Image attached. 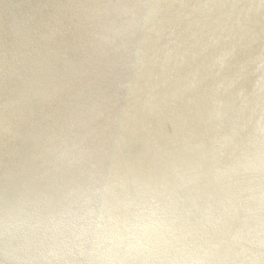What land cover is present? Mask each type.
Segmentation results:
<instances>
[{"label": "bare ground", "instance_id": "obj_1", "mask_svg": "<svg viewBox=\"0 0 264 264\" xmlns=\"http://www.w3.org/2000/svg\"><path fill=\"white\" fill-rule=\"evenodd\" d=\"M3 1L5 4H3V6H0V9H2L3 14L0 11V41H3L5 36H2V26L4 28H6V30H8V27L10 26H5V22L8 19L6 16V11L11 9V6L13 5L14 8V12H11L13 16H15L16 18H19L17 21H20L21 19H25L29 24L31 23V21L29 20L28 17L32 18L34 17V23L33 25L31 24L30 26H28V28L26 29L25 33H23V35H27V37L23 40H19L16 39L15 43L10 42V44L12 43L11 47H8L9 50L12 51L11 53V57H9V59H7V64L4 65V67H2L0 65V88L3 87V85L5 84H9V83H13V95L15 98H12V95L9 96V94L7 96H2L1 100H2V108H0V136L6 135V137H8L7 133L10 135V138L8 137L7 140V144L6 147L4 148L2 153H5L7 155V159L4 163L5 164H9V165H13L15 163H13L14 158L9 159L10 155L13 153V155L18 154V150L21 148L22 144L28 143L33 139H37L38 144L36 145L37 148L36 149H32V152L30 153V162L25 166V168L22 170L25 172V176H22L21 179H17L18 177H20L18 175V177H13L14 180H17L18 184H14V182L11 183V185L9 186V188H7L6 186H4L5 188H1L0 191V220H1V225H0V233L1 232H7L13 229V227L15 228V224L16 226H18L20 224V228L17 229V231L19 233L18 238H20L21 240L18 242V248H16L13 251H8L11 255H15V257L20 258L22 257V259H26V260H31V256L28 253L27 256H25L22 253L18 252V249L21 250V248H25L28 251V247L26 244H33L35 243L37 239H27L26 237H23L22 234H24V232H28V231H34L35 230V234H39L38 232L40 229V220L44 218H46L49 213L50 210H55L58 212V217L61 216L66 219H68V222L70 220H74L75 222V226L77 227V223L81 221V225L77 228H82V230L85 231V233L82 235L81 232V236L78 238V240L81 239V241L89 234V231H91L93 229V233L94 231L98 232V231H102L103 230V226H105V224H109L108 220L110 218H112L111 213V207L109 208V205L113 202V189L112 186H109L107 184L110 175L113 176L111 173V171L114 169L113 168V163H114V167L117 170V164L119 165V158H122V156H124L122 154L123 149L121 148V145L124 144L126 137L125 135L122 133L123 130H121L122 128H124V123H125V119L129 118V105L128 102L130 103L131 101L135 102L136 100H140L141 98H143V96H145L144 98L147 101H150L152 99H154L153 101L156 102V99L158 97V94L161 90H155V92H150L149 89H157V87H153L151 86L152 83L157 82V78H160L162 76L157 75L156 77V73L153 74V72H156L155 67H158V71H162L164 69V71L168 68V65H165V61H167L169 58H167V53L171 52V51H167L166 52H161L159 53L158 50H156L155 48V43L156 41L155 38L157 37V35L159 33H161L163 30L165 31V35L163 37H160L159 40H163L165 37H167V41L164 39L163 40V44L169 45L172 44L170 42H172L173 37H171L173 34H175L176 28L179 26V29H181L180 32H182V35L180 36L181 38L185 39V41L189 42V43H193L195 45V43L198 41V38H200L201 32L207 29H215L216 32L219 30H223V28L225 30H223V32L226 33V36L228 38V40L230 41H235V42H240L242 44V40L247 39L249 40L248 37H246V33L245 35L243 34L242 37H239L241 35V29H240V25L241 24H237V23H241V22H245V24L247 22L250 21V15H256L258 17L262 16V14H264V0H243L241 3V8L239 9H235L237 14L232 13V8L234 7V4L236 1L234 0H56V2L51 3L54 4V9L51 10H43V9H47L49 4H45V1H42L39 3V0H23V2H26L24 4H21V0H1ZM28 1L31 2L30 4L32 5L33 2L36 5L35 9L33 7V11L32 10H28ZM55 1V0H53ZM52 1V2H53ZM240 3V0L237 1V3ZM10 3H13L12 5ZM21 4V5H20ZM20 6L18 9H16V7ZM239 7V6H238ZM23 8H25L23 10ZM68 9V10H66ZM18 11V12H17ZM184 11V12H183ZM16 13L17 14L16 16ZM69 12V13H67ZM2 14V15H1ZM3 15L5 17H3ZM152 18V19H151ZM40 19V20H39ZM260 20V19H259ZM30 21V22H29ZM8 22V21H7ZM12 22V21H11ZM16 22V21H15ZM14 22V23H15ZM12 23V24H14ZM264 25V24H263ZM262 25V26H263ZM232 27L233 33L231 30L227 31L228 27ZM244 26V25H243ZM249 27V26H248ZM257 28V27H256ZM178 29V28H177ZM244 29V27H243ZM249 29V28H247ZM9 31V30H8ZM229 31H231L229 33ZM179 32V31H178ZM222 32V31H221ZM237 32V33H236ZM7 33V32H6ZM163 33V32H162ZM168 33V34H167ZM170 33V34H169ZM213 33V32H212ZM252 33V32H251ZM209 34V33H208ZM224 34V33H223ZM237 34V35H236ZM5 35V34H4ZM161 35V34H160ZM170 35V37L168 38V36ZM176 35V34H175ZM220 35V34H219ZM254 35V34H253ZM235 36V38H234ZM237 36V37H236ZM251 35H249L250 37ZM256 36V34H255ZM264 36V34H263ZM24 37V36H23ZM179 37V39H180ZM207 37V36H206ZM163 38V39H162ZM238 38V41H237ZM221 39V38H220ZM225 39V38H224ZM223 39V40H224ZM5 41V40H4ZM178 41V40H177ZM225 41V40H224ZM229 41V42H230ZM7 42V41H6ZM5 42V43H6ZM166 42V43H165ZM174 42V40H173ZM182 42V41H181ZM221 42V41H220ZM250 42V41H249ZM248 42V43H249ZM177 43H180L177 42ZM198 43V42H197ZM237 43V45H238ZM1 44V43H0ZM112 44V46H115L114 48H119L120 51H118L117 53H113L112 52V48L109 47V45ZM157 44H159L157 42ZM156 44V45H157ZM162 44V42H161ZM183 44V43H182ZM210 44V42H206L205 45L206 47H208V45ZM240 44V45H241ZM8 45V43L6 44ZM5 45V48H6ZM160 45V44H159ZM202 44H199L198 47H201ZM188 46V45H187ZM204 46V45H203ZM228 46V45H227ZM161 47V46H159ZM164 46H162L163 48ZM175 46H173L174 48ZM220 47V45H219ZM225 47V46H223ZM4 45L2 48L3 49ZM170 48V45H169ZM226 48V47H225ZM229 48V47H228ZM234 48V47H233ZM196 49V48H194ZM224 49V48H223ZM168 50V49H167ZM172 50V49H169ZM178 51V47L176 49ZM187 50V49H186ZM191 52L187 53L188 57H190L192 54L194 55L192 57L191 60L198 58L201 55L202 49L199 51L197 49L196 52L193 51V49H189ZM221 50V49H220ZM252 50V49H251ZM261 50V49H260ZM163 51V49H162ZM166 51V50H165ZM175 51V49H174ZM176 51V52H177ZM250 51V50H249ZM258 51V50H257ZM263 51V50H262ZM253 52V50L251 51ZM255 52V51H254ZM259 52V51H258ZM9 53V52H8ZM159 53V54H158ZM165 53V54H164ZM180 53V52H178ZM223 51H219V54H222ZM1 54V52H0ZM2 54H5V52L3 51ZM114 54V55H111ZM164 54V55H163ZM171 54V53H170ZM245 54V53H244ZM247 54V53H246ZM152 55V56H151ZM154 55V56H153ZM175 55V54H174ZM180 55V54H179ZM215 55V54H214ZM249 55H252L251 53ZM256 55V54H255ZM9 56V55H8ZM243 56V55H242ZM170 57V56H169ZM172 57V55H171ZM176 57V56H175ZM219 56L217 55V58ZM252 57V56H251ZM254 57V55H253ZM252 57V58H253ZM5 58V57H4ZM3 58V59H4ZM221 57V61H222ZM263 59V58H262ZM170 60H172L170 58ZM179 56H177L174 59V64L176 66H181V63L179 62ZM255 60V58L253 59ZM141 61V65L143 69H149V73H144V74H140L141 70L139 71V73L136 72V70L132 67V63H137V65L140 63ZM169 61V60H168ZM246 61V60H245ZM3 62V61H1ZM157 63L158 66L155 64ZM241 63V62H240ZM239 63V65H240ZM258 63V61H257ZM118 64H123L124 65V69H123V73H121V71L115 70V72L111 73V75H113L116 79L123 78V76L126 73V76H128V84L126 85V97H120L123 95H117L115 94L114 96L111 97V101L106 104H104L102 106V103L97 101L99 100L98 98L101 97V95H103V93H99V94H92V95H87L84 94L86 91H90L92 93V89H102V84H103V80L101 78V76H103V78L107 77L108 71L105 70L106 67H110V72H112L113 67H115V69H118L116 67V65ZM179 64V65H178ZM215 64V63H214ZM221 64V63H220ZM243 64V63H242ZM104 65V66H103ZM155 65V66H154ZM170 65V64H169ZM218 65V64H217ZM247 65V64H246ZM253 65V63H252ZM145 66V67H144ZM160 67V68H159ZM219 67V66H218ZM217 67V68H218ZM246 67V66H245ZM260 67V66H259ZM180 68V67H179ZM196 68V67H195ZM215 68V67H213ZM259 71L260 68L258 69ZM264 70V69H263ZM264 71H262L263 73ZM152 73V74H151ZM161 72H159L160 74ZM168 73V72H167ZM166 73V75H167ZM164 74V72H163ZM165 75V74H164ZM194 75V74H193ZM255 75V74H254ZM256 76V75H255ZM260 76V74H259ZM109 77V76H108ZM164 77V76H163ZM110 78V77H109ZM133 78L136 80V83L133 80ZM236 78V76H235ZM240 78V77H239ZM255 78V77H254ZM253 78V79H254ZM259 79V77H257ZM198 79V78H197ZM196 79V80H197ZM225 79V78H224ZM238 79V78H237ZM126 80V79H125ZM126 80V81H127ZM142 80L144 81L143 85H139V83L142 82ZM234 80V79H233ZM256 80V79H255ZM12 81V82H10ZM115 81V79H114ZM125 81V82H126ZM152 81V82H151ZM237 81V80H236ZM260 83V80H258ZM110 82V81H109ZM124 82V80L122 81V83ZM132 82L135 83L132 84ZM222 82V81H221ZM227 82V81H224ZM223 82V83H224ZM231 82V81H230ZM238 82V81H237ZM262 82V81H261ZM3 83V85H2ZM121 83V84H122ZM158 83V82H157ZM177 83V81L175 82ZM194 83V82H193ZM242 83V82H241ZM249 83V82H248ZM255 83V82H254ZM111 84V82H110ZM159 84V83H158ZM179 84V82H178ZM187 84V83H186ZM107 85V84H106ZM118 85V84H117ZM120 85V84H119ZM177 85V84H176ZM190 85V84H189ZM194 85V84H193ZM223 85V84H222ZM243 85V83H242ZM252 85V84H251ZM254 85V84H253ZM257 85V82L256 84ZM10 86V85H9ZM110 86V85H108ZM161 86V85H159ZM166 86V84H165ZM175 86V85H174ZM218 86V84L216 85ZM216 86L213 88L215 89ZM240 86V85H239ZM185 87V85H184ZM227 87V86H226ZM249 87V86H248ZM116 87H114L115 89ZM118 88V87H117ZM124 88V87H123ZM159 88V87H158ZM220 88V87H219ZM236 88V87H235ZM262 88V87H261ZM6 89V88H5ZM160 89V88H159ZM162 89V88H161ZM165 90V88H163ZM184 89V88H183ZM189 89V88H188ZM227 89V88H226ZM224 89V90H226ZM241 90V87L239 88ZM243 89V88H242ZM252 89V88H251ZM255 89V88H254ZM103 90V89H102ZM109 90V89H108ZM194 90V89H193ZM192 90V91H193ZM216 90V89H215ZM223 90V88H222ZM221 90V91H222ZM244 90V89H243ZM246 90V89H245ZM248 90V89H247ZM257 90V88H256ZM5 91V90H4ZM11 91V92H12ZM106 91V90H105ZM111 91V90H109ZM167 91V90H166ZM250 91V90H249ZM258 91V90H257ZM260 91V90H259ZM264 91V90H263ZM262 91V92H263ZM10 92V93H11ZM117 92V91H116ZM163 92V91H162ZM165 92V91H164ZM189 92V91H188ZM214 91V95H215ZM232 92V90H231ZM235 93V91H233ZM238 92V91H237ZM248 92V91H247ZM253 92V91H252ZM261 92V91H260ZM9 93V92H8ZM149 93H152V95H150ZM158 93V94H157ZM222 93V92H221ZM246 93V91H245ZM258 92H254V94H257ZM1 94V93H0ZM119 94V93H118ZM225 94V93H224ZM222 94V95H224ZM227 94V93H226ZM249 94V93H248ZM263 94V93H262ZM3 95V94H2ZM83 95H86L84 98ZM96 95V96H95ZM213 95V96H214ZM233 95V94H232ZM251 95V94H250ZM1 96V95H0ZM207 96H209L207 94ZM211 96V95H210ZM227 96V95H226ZM238 96V94H237ZM242 96V95H241ZM255 97L257 95H254ZM264 96V95H263ZM97 97V98H96ZM201 97V96H200ZM229 97V96H227ZM225 97V98H227ZM251 98V96H249ZM259 97V96H258ZM31 98L35 100L38 99L39 102V106H37L36 109H33L32 106H30V103L28 102V99ZM143 98V99H144ZM216 98V97H215ZM253 98V96H252ZM79 99V103L75 104V100ZM130 99V100H129ZM188 99V98H187ZM205 99V98H204ZM208 99V98H207ZM229 99V98H228ZM242 99V98H240ZM239 99V100H240ZM249 99V98H247ZM257 99V97H256ZM261 99V97H260ZM263 99V97H262ZM8 100H10L9 102H7ZM43 100V101H42ZM135 100V101H134ZM189 100V99H188ZM195 100V99H194ZM206 100V99H205ZM211 100V99H210ZM213 100V99H212ZM221 100V99H220ZM231 100V99H230ZM250 100V99H249ZM253 100V99H252ZM255 100V99H254ZM112 101H115L112 104ZM141 101V100H140ZM187 101V100H186ZM204 101V100H203ZM237 101V100H236ZM241 101V100H240ZM243 101V100H242ZM251 101V100H250ZM252 103L253 102H250ZM259 101V100H258ZM139 101H137L136 103H138ZM143 102V100H142ZM213 102V101H212ZM234 102V101H233ZM239 102V101H238ZM245 102V100H244ZM261 102V100H260ZM26 103V104H25ZM190 103V101H189ZM194 103V102H193ZM197 103V101H196ZM200 103V102H199ZM217 101L215 102L216 105ZM219 103V101H218ZM243 103V102H241ZM48 104V106L46 107L45 105ZM67 104H72V109L68 112V114L70 115V121H66V123L63 125H61L59 123L54 122L53 118V112H60L62 113L61 109L64 105ZM112 104V105H111ZM141 104V103H140ZM145 104H147V102L143 103L144 107ZM204 104V102H203ZM208 103H206L207 105ZM212 104V103H211ZM257 104V103H256ZM262 104V103H261ZM73 105L76 106V109L78 108V116L76 117V109L73 108ZM132 105V104H131ZM139 105V104H138ZM162 107L164 106V103L161 104ZM189 105V104H188ZM209 105V104H208ZM226 105V104H225ZM240 106V104H238ZM244 105V104H243ZM242 105V106H243ZM246 105V104H245ZM134 106V104H133ZM137 106V105H136ZM152 106V105H151ZM196 106V105H195ZM211 106V105H209ZM208 106V107H209ZM217 106V105H216ZM224 106V105H223ZM228 106V105H227ZM249 105H247L248 107ZM262 106V105H261ZM259 106V108L261 107ZM132 107V106H131ZM215 107V106H214ZM231 107V106H230ZM138 110L140 109V106L137 107ZM164 108V107H163ZM207 108V107H206ZM210 108V107H209ZM239 108V107H238ZM251 108V107H250ZM134 109V108H133ZM195 109V108H194ZM203 109V108H202ZM244 109V107H243ZM200 110V109H199ZM220 110V109H219ZM238 110V109H237ZM246 110V109H245ZM248 110V109H247ZM256 110V109H255ZM135 111V109H134ZM207 111V110H206ZM230 111V110H229ZM233 111V110H232ZM235 111V110H234ZM197 112V109H196ZM216 112V111H215ZM228 112V111H227ZM238 112V111H237ZM249 112V111H248ZM251 112L254 113V111H250L249 113L251 114ZM207 113V112H206ZM210 113V111H209ZM209 113L207 115H209ZM214 113V112H213ZM212 113V114H213ZM224 113V112H223ZM234 113V112H233ZM232 113V114H233ZM244 113H247L244 112ZM248 113V115H249ZM17 114V115H16ZM131 114V113H130ZM135 113H133L134 115ZM239 114V113H238ZM237 114V115H238ZM241 114V113H240ZM256 114H258L256 112ZM18 116L17 118V122L14 123V126L10 125L9 122V117L10 116ZM44 115V116H43ZM186 115V114H185ZM197 114H195L196 116ZM204 115V114H203ZM253 115V114H252ZM264 115V114H263ZM19 116L22 119H19ZM135 116V115H134ZM133 116V117H134ZM169 116V115H168ZM174 116V115H173ZM183 116V115H181ZM206 116V115H205ZM226 116V115H225ZM255 116V115H254ZM261 116V114H260ZM44 117V118H42ZM187 117V116H186ZM199 117V116H198ZM214 117V116H212ZM211 117V119H212ZM234 117V116H233ZM239 117H241L239 115ZM252 117V116H250ZM258 117V116H257ZM57 118L60 119V116L58 115ZM62 118V117H61ZM175 118V116H174ZM172 118V119H174ZM177 118V117H176ZM185 118V117H184ZM191 118V117H190ZM193 118V117H192ZM217 118V117H216ZM225 118V117H224ZM236 118V117H235ZM242 118V117H241ZM246 118V117H244ZM259 118V117H258ZM42 119V120H41ZM130 119V118H129ZM136 119V117H135ZM162 119V118H161ZM194 119V118H193ZM210 119V118H209ZM210 119V120H211ZM219 119V117L217 118ZM215 119V120H217ZM221 119V118H220ZM219 119V121H220ZM226 119V118H225ZM232 119V118H231ZM240 119V118H239ZM247 119V118H246ZM249 119V118H248ZM252 119V118H251ZM256 119V118H255ZM159 120V119H158ZM181 120V119H179ZM203 120V119H202ZM245 120V119H244ZM11 121V118H10ZM164 121V120H163ZM172 121V120H171ZM174 121V120H173ZM199 121H201L199 119ZM205 121V120H203ZM232 121V120H231ZM235 121V120H234ZM238 121V120H237ZM240 121V120H239ZM256 121V120H255ZM260 122H262L261 120H259ZM96 126H91L90 124L93 123ZM127 122V121H126ZM180 122V121H179ZM188 122V121H187ZM206 122H208L206 120ZM204 122V123H206ZM210 122V121H209ZM223 122V121H222ZM233 122V121H232ZM236 122V121H235ZM245 122V121H243ZM12 123V122H11ZM42 123H50L53 126V129H50V134H45L43 136H39V138H34V136H31L32 138L29 139H24L23 141L17 143L14 139L13 136H20L21 133L18 130H27L30 127H40ZM128 123V122H127ZM126 123V124H127ZM138 123V121H137ZM181 123V122H180ZM200 123V122H199ZM217 123V122H216ZM215 123V124H216ZM226 123V122H225ZM229 123V121H228ZM237 123V122H236ZM242 123V121H241ZM19 124V125H18ZM132 124V122H131ZM168 124V121H167ZM173 125V123H171ZM179 124V123H178ZM192 124V123H191ZM203 124V123H201ZM211 124V123H210ZM231 124V123H230ZM234 124V122H233ZM249 124V123H248ZM254 124V123H253ZM263 124V123H262ZM186 124H184L185 126ZM208 125V124H207ZM206 125V126H207ZM212 125V124H211ZM210 125V126H211ZM221 125V124H220ZM232 125V124H231ZM239 125V124H238ZM90 126V127H89ZM131 126V125H130ZM170 126V124H169ZM176 126V125H175ZM224 126V125H223ZM221 126V127H223ZM226 126V125H225ZM235 126V125H233ZM237 126V125H236ZM243 126V124H242ZM248 126L247 124H245V127ZM255 126V124H254ZM17 127V129H16ZM165 127V126H164ZM197 127V126H196ZM195 127V128H196ZM231 127V126H230ZM257 127V126H255ZM88 128V130H90L89 134L86 136V140H84V136H80V133H82L83 130H86ZM119 128V130H118ZM134 128V127H133ZM155 128V127H154ZM174 128V127H173ZM179 128H181V126H179ZM184 130V127H182ZM181 128V129H182ZM225 128V127H224ZM235 128V127H234ZM240 128V127H239ZM248 128V127H247ZM262 128V127H261ZM31 130H33L32 128H30ZM127 129V128H126ZM132 129V128H131ZM143 129V128H141ZM190 129V128H189ZM198 129V128H197ZM204 129V128H203ZM211 129V128H210ZM218 129V127H217ZM223 129V128H222ZM236 129V128H235ZM245 129V128H243ZM11 130V131H10ZM128 130V129H127ZM134 130V129H133ZM147 130V129H146ZM165 130V129H164ZM183 130H180L182 132H184ZM209 130V129H208ZM221 130V129H220ZM224 130V129H223ZM220 131V132H223ZM227 130V129H225ZM241 130V128H240ZM253 130V129H252ZM256 130V129H255ZM140 131V130H139ZM148 131V130H147ZM166 132H168L167 130H165ZM178 131V130H177ZM189 131V130H188ZM230 131V130H228ZM232 131V130H231ZM237 131V129H236ZM251 131V129L249 130ZM7 132V133H6ZM53 132V133H52ZM55 132V134H54ZM88 132V131H87ZM129 132V131H127ZM126 132V134H127ZM131 132V131H130ZM129 132V133H130ZM143 132V131H142ZM161 132V131H160ZM163 132V131H162ZM172 132V131H171ZM203 132V130H202ZM208 132V131H207ZM213 132V131H212ZM226 132V131H225ZM248 132V130H247ZM262 132V131H261ZM128 133V135H129ZM157 133V132H156ZM155 133V134H156ZM198 133V132H197ZM201 133V132H200ZM198 133V134H200ZM230 133V132H229ZM31 134V133H28ZM131 134V133H130ZM148 134V133H147ZM166 134V133H165ZM174 134V133H173ZM185 134H187L185 132ZM192 134V133H191ZM208 134V133H207ZM226 134V133H225ZM232 134V133H230ZM255 134V133H254ZM257 134V133H256ZM259 134V132H258ZM12 135V136H11ZM35 135V134H33ZM79 135V136H78ZM127 135V136H128ZM142 136V134H140ZM144 135V134H143ZM157 135V134H156ZM164 135V134H163ZM171 136V134H169ZM176 135V134H175ZM182 135V134H181ZM189 135V134H188ZM204 135V134H203ZM219 135V134H218ZM260 135V134H259ZM264 135V134H263ZM59 136V137H56ZM93 136V137H92ZM183 136V135H182ZM187 136V135H186ZM205 136V135H204ZM230 135H227V137H229ZM238 136V135H237ZM255 137V135H253ZM12 137V138H11ZM54 137V138H52ZM154 137V135H153ZM173 137V136H172ZM192 137V136H191ZM195 137V135L193 136ZM239 137V136H238ZM247 137V135H246ZM246 137L244 138L246 140ZM252 137V138H254ZM262 137V136H261ZM129 137H127V142H130ZM138 138V137H136ZM144 138V137H143ZM182 138V137H181ZM187 138V137H186ZM215 138V137H214ZM243 138V137H242ZM250 138V137H248ZM13 139V143L12 140ZM42 139V140H39ZM123 139V141H122ZM133 139V137H132ZM147 139V138H146ZM193 139V138H192ZM196 139V138H195ZM202 139V138H201ZM207 139V138H206ZM205 139V140H206ZM232 139V138H230ZM240 139V138H238ZM244 139H242L244 141ZM259 139V136L257 138V140ZM61 140V141H59ZM66 140V143L71 144V152H73L75 155H73V158L67 153V148L69 144H65L64 141ZM209 140V139H208ZM226 140V138H225ZM251 141V139H248ZM256 140V139H255ZM114 143V147L112 146V142ZM153 142V140H151ZM157 141V140H156ZM193 141V140H192ZM203 141V140H202ZM228 141V140H227ZM235 141V139H234ZM254 141V140H252ZM260 141V139H259ZM77 142V143H76ZM90 142H92V146L90 145ZM132 142V140H131ZM146 142V141H145ZM179 142V141H178ZM185 142V141H184ZM188 142V140H187ZM197 142V141H196ZM205 142V141H203ZM213 142V141H212ZM240 142V140H239ZM242 142V141H241ZM264 142V141H262ZM106 143V144H105ZM133 143V142H132ZM136 143V142H134ZM168 143V142H167ZM180 143L181 139H180ZM179 143V144H180ZM209 143V142H208ZM223 143V142H221ZM229 144V142H227ZM225 142V144H227ZM245 143V142H244ZM252 143V142H251ZM13 144V147H12ZM146 144V143H145ZM150 145L153 146V148H147V150L145 151V155L146 157H148L150 160H148L147 162H145V168L142 169H138V174L139 176H141V179H145L148 180L150 185H148V189L152 190L151 196L155 195V193L161 194L160 191H162L163 189V184H165L169 189L170 192H177V190L179 189L180 186V179L179 178V174L175 172V170L172 168L173 166L171 164H166L164 166V163H156L157 165V169L155 168V170L153 171L154 168V160L157 158V153H156V143L153 145L151 144V142H149ZM160 144V143H159ZM189 144V143H188ZM194 144V143H193ZM198 144V143H197ZM196 144V145H197ZM204 144V143H202ZM202 144H200V146H202ZM206 144V143H205ZM212 144V143H211ZM236 144V143H235ZM248 144V143H247ZM264 144V143H263ZM132 145V144H131ZM148 145V146H150ZM222 145V144H221ZM239 145V143H238ZM241 145V144H240ZM239 145V146H240ZM57 147L53 150H51V147ZM125 146V145H124ZM123 146V147H124ZM135 146V145H134ZM181 146V145H180ZM212 146V145H211ZM220 146V143H219ZM230 146V144H229ZM242 146H243V142H242ZM260 146V145H258ZM263 146V145H261ZM128 147V146H127ZM143 147V145H142ZM196 147V146H195ZM199 147V146H198ZM205 147V146H204ZM214 147V146H213ZM217 147V146H216ZM234 147V146H233ZM229 147L228 150V155L230 154V150L232 151V149L235 150V147ZM248 147V146H247ZM252 147V145H251ZM248 147V148H251ZM63 148V151L59 156H64V157H60V165H64L67 164L69 161V156H70V164L74 163V166L76 165L77 161H81V164H78V169L74 168V166H72V168L70 169V171H59L58 168H56L55 164L53 163V158L56 156L57 152H59L60 149ZM130 148V147H129ZM180 148V147H179ZM182 148V147H181ZM180 148V149H181ZM186 149H188V147H184ZM222 148V147H221ZM238 148V147H236ZM240 148V147H239ZM128 148H126L127 150ZM150 149H154L155 151L152 150V154ZM209 149V148H208ZM212 149V148H211ZM210 149V150H211ZM214 149V148H213ZM217 149V148H216ZM242 149V148H241ZM258 149V147L256 148ZM140 150V149H138ZM223 150V149H222ZM225 150V149H224ZM233 150V151H234ZM239 152V149H237ZM243 150V149H242ZM249 150V149H246ZM261 150V149H260ZM264 150V148H263ZM203 151V150H202ZM216 151V150H215ZM233 151L231 152V154L233 153ZM259 150H257L258 152ZM262 151V150H261ZM193 152V151H192ZM195 152V151H194ZM206 152V151H204ZM211 152V151H210ZM237 152H235L237 154ZM248 152V151H247ZM260 152V151H259ZM156 153V154H155ZM125 154V152H124ZM143 154V153H142ZM141 154V155H142ZM197 154V153H196ZM206 154H209L206 152ZM214 154V153H212ZM230 154V155H231ZM235 154V155H236ZM13 155H11L13 157ZM128 155V154H127ZM138 155V154H137ZM160 155V154H159ZM174 155V154H173ZM176 155V153H175ZM203 155V154H202ZM218 155V154H217ZM229 155V156H230ZM239 154H237L236 156H238ZM241 155V154H240ZM250 155V154H249ZM248 155V156H249ZM260 155V153H259ZM263 155V154H262ZM177 156V155H176ZM197 156V155H195ZM214 156V155H213ZM212 156V157H213ZM216 156V154H215ZM244 156V155H243ZM242 156V157H243ZM126 157V156H125ZM145 157V158H146ZM162 157V156H161ZM160 157V158H161ZM167 157V156H166ZM194 157V155H193ZM207 157V156H206ZM258 157V156H257ZM255 157V158H257ZM262 157V156H260ZM264 157V156H263ZM11 158V157H10ZM124 158V157H123ZM128 158V156H127ZM154 158V160H153ZM159 158V159H160ZM201 158V157H199ZM214 158V157H213ZM239 158V157H238ZM237 158V159H238ZM241 158V157H240ZM254 158V161H256ZM52 159V160H51ZM131 158L129 157L128 160H130ZM163 159V158H162ZM210 159V158H208ZM236 159V158H234ZM264 160V158H261ZM51 160L52 162L49 164L50 166H53V168L48 166V161ZM123 160V159H122ZM127 160V159H126ZM137 159H135L136 161ZM193 160V159H191ZM204 160V159H203ZM231 160V159H230ZM233 160V158H232ZM231 160V161H232ZM239 160V159H238ZM242 160V159H241ZM246 160V159H245ZM258 160V159H257ZM9 161V162H8ZM56 161V159H55ZM109 161H111V164L109 163ZM121 161V160H120ZM125 161V160H124ZM141 161V160H139ZM146 161V160H145ZM165 161H167L165 159ZM174 161V160H173ZM177 161V160H176ZM227 161V159H226ZM253 161V162H254ZM262 161V160H261ZM123 161H121L122 163ZM130 163V161H127ZM137 162V161H136ZM135 162V164H136ZM157 162V160H156ZM159 162V161H158ZM222 162V161H221ZM224 162V161H223ZM229 162V161H228ZM227 162V163H228ZM235 162V161H234ZM238 163L241 162L237 161ZM244 162V161H243ZM257 162V161H256ZM255 162V165H256ZM259 162V161H258ZM41 163V164H40ZM127 163V164H129ZM174 163V162H173ZM181 163V162H180ZM190 163V161H189ZM193 163V161H192ZM233 163V162H232ZM250 163V162H249ZM125 164V163H124ZM122 164V165H124ZM131 164V163H130ZM143 164V163H142ZM142 164L140 165V168H142ZM175 164V163H174ZM173 164V165H174ZM235 164V165H234ZM233 166H236V163H234ZM251 164V163H250ZM258 164V163H257ZM261 165L264 163H260ZM20 165V164H19ZM138 165V164H137ZM210 165V163L208 164ZM230 165V164H229ZM232 165V164H231ZM239 165V164H238ZM43 166V169L41 170V173H43L44 176H50V172L53 174V177L50 181L47 182L46 187L44 188V184L41 179L42 186L39 187V189L36 190H32V181L33 179L36 177L37 172L40 170V167ZM159 166V167H158ZM163 168H161V167ZM178 166V165H177ZM190 167H192V165H188ZM199 166V165H198ZM217 166V165H216ZM220 166V165H218ZM217 166V167H218ZM245 166V165H244ZM243 166V167H244ZM249 165H247L248 167ZM264 166V165H263ZM262 166V168H263ZM48 168V169H45ZM58 167V166H57ZM117 167V168H116ZM180 167V166H179ZM196 167V165H195ZM209 168L211 166H208ZM207 167V168H208ZM233 167V168H235ZM252 167V166H251ZM7 168V167H6ZM122 168L125 167H121L119 169L122 170ZM139 168V167H138ZM214 168V167H213ZM225 169H227L226 167H224ZM241 168V167H240ZM249 168V167H248ZM257 168V166L255 167ZM261 168V167H260ZM261 168V169H262ZM132 169V168H131ZM130 169V170H131ZM137 167H134L133 170H136ZM178 169V168H177ZM218 169V168H217ZM221 169V168H220ZM238 169V168H237ZM115 170V171H116ZM127 170V169H126ZM125 170V172H126ZM197 170L198 167H197ZM202 171V168L200 169ZM204 170V169H203ZM214 170V169H213ZM228 170V169H227ZM233 170V169H232ZM247 170V169H246ZM250 170V169H248ZM252 170V168H251ZM254 170V169H253ZM252 170V171H253ZM256 170V169H255ZM5 171H9V170H5ZM114 171V170H113ZM114 171V173H115ZM118 171V170H117ZM120 171V170H119ZM184 171V170H183ZM188 171V170H187ZM221 171V170H218ZM217 171V172H218ZM223 171V168H222ZM229 171V170H228ZM235 171V170H234ZM241 171V170H240ZM239 171V173H240ZM260 171V170H259ZM264 171V169H263ZM262 171V172H263ZM133 172V171H132ZM152 172H153V177H156L157 173H159L160 175L157 176V178L154 180V178L152 177ZM197 171H195L196 173ZM210 171H208L209 173ZM227 172V171H226ZM237 172V171H236ZM248 172V171H247ZM251 172V171H249ZM256 172V171H255ZM128 173V170H127ZM136 173V172H135ZM166 175H165V174ZM191 173V172H190ZM204 174H206V172H203ZM207 173V174H208ZM229 173V172H228ZM258 173V172H257ZM117 174V173H116ZM120 174V173H119ZM124 174V173H123ZM122 174V175H123ZM130 174V173H129ZM184 174V173H183ZM201 174V173H200ZM206 174V175H207ZM212 174V173H211ZM216 174V173H214ZM220 174V173H218ZM231 174V173H230ZM261 174V172H260ZM135 175V174H134ZM182 175V174H181ZM187 175V174H186ZM205 175V176H206ZM213 175V174H212ZM221 175V174H220ZM236 175V174H234ZM252 175V173H251ZM256 175V173H255ZM263 175V174H262ZM43 176V177H44ZM129 175L127 174V177ZM138 176V175H137ZM195 176V175H194ZM200 176V175H199ZM204 176V175H203ZM216 176V175H214ZM213 176V177H214ZM233 176V174H232ZM119 177V175H118ZM132 177V176H131ZM130 177V180H131ZM190 177V176H189ZM207 177V176H206ZM222 177H224L222 175ZM227 177V176H226ZM241 177V175H240ZM51 178V177H50ZM114 178V177H113ZM133 178V177H132ZM139 178V177H138ZM188 178V177H186ZM192 178L193 176H191V182H192ZM195 178V177H194ZM193 178V180H194ZM218 178V177H215ZM220 178V177H219ZM232 178V177H231ZM237 178V177H235ZM234 178V179H235ZM243 178V177H242ZM246 178V177H245ZM251 178V176H250ZM260 178V177H259ZM259 178L257 180H259ZM123 179H126V174L123 175L120 179L118 178V180L120 182L123 181ZM137 179V178H136ZM197 178H195L196 180ZM214 179V178H213ZM225 179V178H223ZM240 179V178H239ZM252 179H256L255 177ZM115 180V179H114ZM139 180V179H138ZM144 180V181H145ZM198 180V179H197ZM212 180V179H211ZM217 180V179H216ZM219 180V179H218ZM222 179H220V182ZM226 180V179H225ZM224 180V182H225ZM230 180V179H229ZM233 180V179H232ZM236 180V179H235ZM235 180L233 182H235ZM242 180V179H241ZM246 180V179H245ZM261 180V179H260ZM110 181V180H109ZM117 181V179L115 180ZM127 181V180H126ZM186 181V179H185ZM188 181V180H187ZM208 181V180H206ZM215 181V179H214ZM228 181V180H226ZM240 181V180H239ZM238 181V182H239ZM243 181V180H242ZM251 181V180H248ZM254 181V180H252ZM131 182V181H128ZM146 182V181H145ZM197 182V181H196ZM201 182V181H199ZM198 182V183H199ZM205 182V181H204ZM212 182V181H211ZM210 182V183H211ZM222 182V183H224ZM241 182V181H240ZM247 182V180L245 181V183ZM20 183V184H19ZM94 183H98L97 185H95ZM114 182L112 181V184ZM124 183V182H122ZM136 183V182H135ZM140 183V182H137ZM136 183V184H137ZM143 183V182H142ZM141 183V184H142ZM182 183V181H181ZM209 183V184H210ZM221 183V184H222ZM249 183V182H248ZM247 183V184H248ZM260 183V181H259ZM264 183V182H263ZM92 184H94L92 186ZM107 184V185H106ZM121 184V183H120ZM126 184V183H125ZM128 184V183H127ZM147 184V182L145 183ZM197 184V183H196ZM208 184V185H209ZM216 184V183H215ZM225 184V183H224ZM229 184V183H228ZM235 184V183H233ZM232 184V185H233ZM242 184V182H241ZM251 184V183H250ZM249 184V185H250ZM253 184V183H252ZM255 184V181H254ZM262 184V183H260ZM111 185V184H110ZM115 185V184H113ZM118 185V184H117ZM116 185V186H117ZM129 185V184H128ZM194 185V183H193ZM198 185V184H197ZM196 185V186H197ZM230 185V184H229ZM230 185V186H232ZM115 186V187H116ZM124 186V185H123ZM137 186V185H136ZM135 186V188H136ZM184 186V185H183ZM212 186V185H211ZM209 186V187H211ZM224 186V185H223ZM229 186V187H230ZM236 186V185H235ZM241 186V185H240ZM252 186V185H251ZM255 186V185H254ZM262 186V185H261ZM115 187H113L115 189ZM126 187V186H125ZM130 187V186H129ZM128 187V189H129ZM133 187V186H131ZM130 187V188H131ZM143 187V186H142ZM191 187V186H190ZM208 187V188H209ZM214 187V185H213ZM227 187V188H229ZM234 187V186H233ZM243 190V186H241ZM240 187V188H241ZM264 187V186H263ZM37 188V187H35ZM186 188V187H183ZM195 188V187H194ZM217 188L219 189L220 186ZM226 189V186L224 187ZM251 188V187H248ZM68 191V194H70V197L76 198V202H75V206L74 202H72L69 197L66 196V192ZM120 189V188H119ZM133 190V188H131ZM130 189V190H131ZM139 189V188H137ZM192 189V188H191ZM223 189V187H222ZM236 189V187H235ZM253 189V188H252ZM251 189V190H252ZM11 190L12 192H16L13 194H11L10 197L14 196L10 202L9 197H7V194H9V191ZM131 190V191H132ZM173 190V191H172ZM189 190V189H188ZM208 190V189H207ZM216 190V188H215ZM250 190V189H249ZM258 190V188H257ZM256 190V191H257ZM262 190V189H261ZM6 191V192H5ZM24 191V192H23ZM125 191V190H124ZM122 191V192H124ZM129 191V190H128ZM129 191V192H131ZM166 191V190H165ZM181 191V190H180ZM185 191H187V189H185ZM196 191V190H195ZM225 192V190H223ZM227 191V190H226ZM118 192V191H117ZM120 192V193H122ZM135 191H132V194ZM141 192V191H140ZM146 192V191H145ZM150 192V191H148ZM167 192V191H166ZM188 192V191H187ZM186 192V193H187ZM198 192V191H197ZM201 192V191H200ZM208 192V191H206ZM217 192V191H214ZM224 192H217V193H224ZM232 192H236V191H232ZM238 192H240L238 190ZM244 192V191H243ZM258 192V191H257ZM256 192V193H257ZM260 192V191H259ZM258 192V193H259ZM116 193V191H115ZM181 193V192H180ZM185 193V194H186ZM192 194L193 191H191ZM211 193V191L209 192ZM257 193V195H258ZM124 194V193H123ZM128 194V193H127ZM164 194V193H163ZM168 194V193H167ZM184 194V193H183ZM216 194V193H215ZM230 194V193H229ZM233 194V193H232ZM239 194V193H238ZM112 199L111 203L104 204L105 201H108L106 197L108 196ZM121 195V194H120ZM125 195V194H124ZM147 195V194H146ZM149 195V194H148ZM178 195V193H177ZM196 195V194H195ZM203 195V194H202ZM205 195V194H204ZM203 195V197H205ZM208 195V194H207ZM214 195V194H213ZM222 195V194H221ZM241 195V194H240ZM246 195V194H245ZM22 196V197H21ZM127 196V195H126ZM131 196V193H130ZM129 196V198H130ZM141 196V194H140ZM159 196V195H158ZM170 196V195H169ZM172 196V194H171ZM170 196V197H171ZM182 196V194H181ZM185 196V195H184ZM199 196V194H198ZM212 196V195H211ZM210 196V198H211ZM218 196V195H217ZM220 196V195H219ZM218 196V197H219ZM229 196V195H227ZM237 195H235L236 197ZM264 196V195H262ZM80 197V198H77ZM119 197V195H118ZM117 197V198H118ZM122 197V196H121ZM133 197V195H132ZM135 197V196H134ZM143 197V196H142ZM153 197V196H152ZM162 197V196H161ZM188 197V196H187ZM185 197V198H187ZM193 197V196H192ZM232 197V196H231ZM239 197V196H237ZM242 197V196H241ZM249 197H251L249 195ZM254 197V196H252ZM261 197V196H259ZM124 198V197H123ZM139 198V197H137ZM165 198V197H164ZM176 198H178L176 196ZM201 198V197H200ZM230 198V197H229ZM228 198V199H229ZM263 198V197H262ZM17 199V202L14 203V200ZM105 199V200H104ZM121 199V198H120ZM127 199V198H125ZM141 199V198H140ZM144 199V198H143ZM150 199V198H149ZM167 199V198H166ZM172 199V197H171ZM216 199V198H215ZM218 199V198H217ZM224 199V198H223ZM226 199V198H225ZM238 199V198H237ZM241 199V198H240ZM239 199V200H240ZM246 199V198H245ZM248 199V198H247ZM251 199V198H250ZM259 199V198H258ZM122 200V199H121ZM134 200V198L132 199ZM137 200V199H136ZM147 200V198H146ZM157 200V199H156ZM191 200V198H190ZM189 200V201H190ZM198 200V199H197ZM255 200V199H253ZM262 200V199H261ZM21 201V202H20ZM110 201V200H109ZM126 201V200H125ZM122 201V202H125ZM141 201V200H140ZM153 202H155V200H152ZM173 201V199H172ZM180 201V200H179ZM184 201V199H183ZM188 201V202H189ZM252 201V200H250ZM249 201V202H250ZM257 201V199H256ZM255 201V202H256ZM260 201V200H259ZM258 201V202H259ZM20 202V203H19ZM139 202V201H138ZM143 202V201H142ZM145 202V200H144ZM151 202V201H150ZM162 202V201H161ZM160 202V203H161ZM170 202V200H169ZM182 202V201H181ZM186 202V201H185ZM211 202V199H210ZM208 202V203H210ZM248 202L247 200L245 201ZM253 202V201H252ZM251 202V204H253ZM254 202V203H255ZM261 202V201H260ZM263 202V201H262ZM19 203V204H18ZM119 203V201H118ZM126 203V202H125ZM131 203V202H130ZM159 203V202H157ZM171 203V202H170ZM192 203V202H191ZM48 204L47 208H44L45 210H47L45 212V210L42 212L43 214L40 215V213H38L39 218L35 219V218H29L32 219V221H25L23 222V219L26 218V216L30 215L32 212H37V208L39 207L41 209H43V207ZM113 204V203H112ZM135 204V203H134ZM137 204V203H136ZM140 204V202H139ZM173 204V202L171 203ZM183 204V203H182ZM190 204V203H189ZM193 204V203H192ZM198 204V203H197ZM196 204V205H197ZM201 204V203H200ZM213 204V202H212ZM211 204V206H212ZM244 204V203H243ZM243 204L240 205L243 206ZM244 204L245 208L246 205ZM250 203H248L249 205ZM250 204V205H251ZM256 204V203H255ZM259 204V203H258ZM262 204V203H261ZM95 205V208H94ZM118 205V204H116ZM120 205V204H119ZM122 205V204H121ZM124 205V204H123ZM146 205H150L149 203ZM238 204H236V207ZM239 205V207H240ZM263 205V204H262ZM261 205V206H262ZM15 206L18 207L19 212H17V207H16V211L17 213H15V215L12 213L15 209ZM73 206V207H72ZM128 205L125 204V207L127 208ZM130 206V205H129ZM136 206V205H135ZM163 206V205H162ZM166 206V205H164ZM169 206V205H168ZM176 206V205H175ZM201 206V205H199ZM203 206V204H202ZM257 206V205H256ZM113 207V205H112ZM124 207V208H125ZM132 207V206H131ZM130 207V208H131ZM143 207V206H142ZM161 207V204H160ZM172 207V206H171ZM174 207V205H173ZM181 207V205L179 206ZM195 207V206H194ZM238 207V210H239ZM250 207V206H249ZM123 208V209H124ZM137 207H135L136 209ZM139 208V207H138ZM141 208V207H140ZM153 208V207H152ZM162 208V207H161ZM186 208V207H185ZM193 208V207H192ZM205 208V207H203ZM208 208V206H207ZM215 208V207H214ZM241 208V207H240ZM244 208V207H243ZM42 209L40 211H42ZM117 209V207H116ZM120 209V208H118ZM117 209V210H118ZM133 209V208H132ZM150 209V208H149ZM166 209V208H165ZM171 209V208H170ZM188 209V208H187ZM187 209H178L177 211H179V213H183L184 216L181 217V223L184 221L185 223H182V227H184L186 223V219H187ZM195 210V208H193ZM201 210H203L202 208H200ZM206 209V208H205ZM213 209V208H211ZM237 209V208H236ZM248 209V207H247ZM8 210L10 211V214L8 213ZM116 210V211H117ZM134 210V209H133ZM139 210V209H138ZM155 209H152L151 211L153 212ZM158 210V209H157ZM164 210V209H163ZM208 210V209H207ZM218 210V209H217ZM214 209V211H217ZM39 211V212H40ZM145 211V209H144ZM165 211V210H164ZM196 211V210H195ZM198 211V210H197ZM196 211V213H197ZM211 211V210H209ZM225 211V210H224ZM243 211V210H242ZM262 211V210H261ZM113 212V211H112ZM122 212V211H121ZM125 212V211H124ZM162 212V211H161ZM191 212V211H190ZM194 212V211H193ZM199 212V211H198ZM206 212V211H205ZM213 212V211H212ZM220 212V211H219ZM228 212V210H227ZM5 213V214H3ZM123 213V212H122ZM128 213V212H127ZM130 214L132 213L129 212ZM129 213L126 215L127 217L131 216L129 215ZM138 213V212H137ZM136 213V214H137ZM140 213V212H139ZM144 213V212H143ZM159 213V212H158ZM178 213V214H179ZM192 213V212H191ZM204 213V211H203ZM214 213V212H213ZM226 213V212H225ZM238 213V212H237ZM260 213V212H259ZM53 214V213H52ZM135 214V213H133ZM151 214V213H150ZM162 214V213H161ZM177 213L174 215L177 216ZM195 213H193L192 215H194ZM202 214V213H201ZM205 214V213H204ZM209 216V213H206ZM217 214V213H216ZM230 214V213H229ZM18 215V217H17ZM57 215L55 216L54 219H56ZM114 215V214H113ZM119 215V214H118ZM129 215V216H128ZM142 215V214H141ZM182 215V214H181ZM191 215V216H192ZM211 215V214H210ZM120 216H122V214H120ZM145 216V215H144ZM156 215H154L155 217ZM163 216V215H162ZM196 216H198V213L196 214ZM200 216V215H199ZM221 216V215H219ZM230 216V215H229ZM232 216V215H231ZM242 216V215H241ZM60 217V218H61ZM117 217V216H116ZM158 217V216H157ZM155 219H158V218ZM161 217V216H160ZM165 217V216H164ZM168 217V216H167ZM202 217V216H201ZM200 217V218H201ZM211 217V216H210ZM217 217V216H215ZM122 218H125L124 216ZM132 218V216L130 217ZM134 218V217H133ZM138 218V217H137ZM136 218V219H137ZM143 218V217H142ZM170 218V217H169ZM203 218V217H202ZM214 219V217H212ZM219 218V217H218ZM222 218V217H221ZM53 219V218H52ZM65 219V220H66ZM135 219V220H136ZM141 219V218H140ZM150 219V217H149ZM153 219V218H151ZM190 219V218H188ZM198 219V218H197ZM244 219L245 216H244ZM16 220V221H13ZM20 220V221H17ZM46 220V219H45ZM48 220V219H47ZM58 220V219H57ZM60 220V219H59ZM112 220V219H111ZM124 220V219H123ZM122 220V222H123ZM144 220V218H143ZM142 220V221H143ZM173 220V219H172ZM195 220V219H194ZM193 220V222H194ZM200 220V219H199ZM209 223L210 222V219ZM215 220V219H214ZM231 220V219H230ZM116 221V219L114 220ZM113 221V222H114ZM118 221V220H117ZM127 221V220H124ZM147 221V220H146ZM150 221V220H148ZM162 221V218H161ZM160 221V222H161ZM189 221V220H188ZM192 221V220H190ZM203 221V220H202ZM212 221V220H211ZM219 221V220H218ZM51 222V221H50ZM129 222V221H128ZM131 222V221H130ZM135 222V221H134ZM144 222V221H143ZM159 222V223H160ZM165 222V221H164ZM168 222V221H167ZM172 222V221H170ZM198 222V221H197ZM208 222V221H207ZM24 224H28L30 226V230L28 228H24L21 229V225ZM47 223V222H46ZM61 223V222H60ZM63 224H60L61 226H59L61 229H63V226L66 224L67 227L69 226V224L66 223V221L62 222ZM105 223V224H104ZM121 223V222H120ZM124 223V222H123ZM132 223V222H131ZM146 223V222H145ZM144 223V224H145ZM148 223V222H147ZM150 223V222H149ZM181 223L178 224V227L181 226ZM192 223V222H191ZM201 223V222H200ZM203 223V222H202ZM8 224V225H7ZM45 224V223H44ZM50 223H48L49 225ZM104 224V225H103ZM112 224V222H111ZM116 225V223H114ZM122 224V223H121ZM126 224V223H125ZM142 224V223H141ZM166 224V223H165ZM174 224V223H173ZM170 224L168 226V228L173 225ZM190 224V223H189ZM204 224V223H203ZM206 224V223H205ZM208 224V223H207ZM206 224V225H207ZM216 224V223H215ZM58 225V224H57ZM56 225V226H57ZM114 225V226H115ZM140 225V224H139ZM201 226V224H199ZM231 225V224H230ZM233 225V223H232ZM237 224H235L234 227L237 228L236 226ZM242 225V224H241ZM7 226V228L4 229V227ZM12 226V228H11ZM109 226V225H108ZM127 226V225H126ZM144 225H142L143 227ZM177 227V225H175ZM174 226V228H175ZM188 226V224H187ZM194 226V225H193ZM192 226V227H193ZM196 226V225H195ZM240 226V225H239ZM51 227V226H50ZM53 227V225H52ZM130 227V226H127ZM126 227V228H127ZM135 227V226H134ZM141 227V226H140ZM153 227H155V225L153 224ZM181 227V228H182ZM186 227V226H185ZM191 227V228H192ZM197 227V226H196ZM199 227V226H198ZM212 228L214 226H211ZM223 227V226H222ZM224 227H227L224 225ZM241 227V226H240ZM44 228V227H43ZM49 228V227H47ZM47 228L45 230V232L47 231ZM56 228V227H55ZM102 228V230H100ZM111 228V227H109ZM113 225H112V229H113ZM122 228V227H121ZM124 228V227H123ZM139 228V227H138ZM156 228V227H155ZM206 228V226H205ZM210 228V229H212ZM216 228V227H215ZM218 228V227H217ZM232 228V227H231ZM42 229V228H41ZM128 229V228H127ZM143 229V228H142ZM179 229V228H178ZM183 229V228H182ZM204 229V228H203ZM209 229V228H208ZM230 229V227H229ZM233 229V230H232ZM232 231H235L234 228H232ZM106 230V228H105ZM123 230V229H122ZM133 230V229H132ZM137 230V228H136ZM135 230V231H136ZM152 230V229H151ZM165 230V229H164ZM184 230V229H183ZM186 230V229H185ZM184 230V231H185ZM237 230V229H236ZM243 230V228H242ZM241 230V231H242ZM14 231V230H13ZM108 231V230H107ZM115 232V230H113ZM188 231V230H187ZM195 232L198 233V231L195 229L193 230ZM200 231V230H199ZM203 231V230H202ZM209 231V230H208ZM214 231V230H213ZM215 231H218V229H216ZM59 232V231H58ZM126 232V230H125ZM134 232V231H133ZM180 233V231H178ZM205 232V231H204ZM238 232V231H237ZM13 233V232H12ZM41 233H43L41 231ZM100 233V232H99ZM113 233V232H112ZM124 233V232H123ZM127 233V232H126ZM177 233V232H176ZM189 233V232H188ZM213 233V232H212ZM210 232V234H212ZM217 233V232H216ZM215 233V234H216ZM6 234V233H3ZM10 234V233H9ZM104 234V233H102ZM136 234V233H134ZM174 234V233H173ZM196 233H192V236H195ZM205 234V233H204ZM209 234V233H208ZM214 234V235H215ZM232 234V233H231ZM242 234V233H240ZM106 234H104L105 236ZM115 234H113L112 236H114ZM199 235V233H198ZM197 235V236H198ZM202 235V233L200 234ZM236 235V234H235ZM239 235V234H238ZM246 235V232H245ZM40 236V234H39ZM67 235H63L62 237H58L57 239H59L58 241H56L54 238V240L56 241L55 243H58L59 241H61L62 243L68 244V239L66 238ZM95 236V235H94ZM103 236V237H104ZM111 236V237H112ZM116 236V235H115ZM118 236V233H117ZM122 236V234H121ZM169 236V235H168ZM177 236L180 235H176ZM188 236V235H187ZM210 236V235H209ZM213 236V235H212ZM217 236V234H216ZM215 236V237H216ZM240 236V235H239ZM68 237V236H67ZM102 237V239H104ZM110 236H107V238ZM120 237V236H118ZM116 237V238H118ZM123 238L125 237V235L122 236ZM128 237V235H127ZM182 237V235L180 236ZM200 237V236H199ZM203 237V236H202ZM232 237V236H231ZM241 237V236H240ZM9 238V237H8ZM37 238V237H36ZM48 238V237H47ZM51 238V237H50ZM89 238V237H87ZM85 238V239H87ZM126 238V237H125ZM143 238V237H142ZM188 238V237H187ZM238 238V236H237ZM121 239V238H119ZM137 238H135L136 240ZM173 239V238H172ZM178 239V237L176 238ZM180 239V238H179ZM185 239V238H184ZM189 239V238H188ZM201 239V237H200ZM210 239V238H209ZM236 239V238H235ZM17 240V238H16ZM39 240V239H38ZM37 240V241H38ZM43 243L45 242V238L43 239ZM112 240V238H111ZM117 239H115L116 241ZM122 240V239H121ZM125 240V239H123ZM163 240V239H161ZM190 240V239H189ZM188 240V241H189ZM197 240V239H196ZM199 240V239H198ZM214 240V239H213ZM48 241V239H47ZM86 241V240H85ZM107 241V239H106ZM110 241V240H109ZM140 241V239H139ZM168 241V240H167ZM171 241V240H170ZM174 241V240H172ZM171 241V242H172ZM176 241V240H175ZM181 241V240H180ZM186 241V240H185ZM192 241V240H190ZM200 241V240H199ZM212 241V239H211ZM217 241V239H216ZM237 241V240H236ZM39 242V241H38ZM49 242V241H48ZM113 242V241H112ZM118 242V240H117ZM121 242V241H120ZM124 242V241H123ZM135 242V241H132ZM138 242V240H137ZM165 242V241H164ZM198 242V241H197ZM204 242V241H203ZM209 242V240H208ZM207 242V243H208ZM230 242V241H228ZM242 242V241H241ZM104 243V242H103ZM145 243V242H144ZM174 243V242H172ZM179 243V242H178ZM177 242L174 243L175 246H177L176 244H178ZM184 243V242H183ZM189 243V242H188ZM193 244V241L191 242ZM199 243V242H198ZM211 243V242H210ZM237 243V242H236ZM36 244V243H35ZM38 245H40L39 243H37ZM36 244V245H37ZM99 244V243H98ZM96 245L97 247L99 245ZM102 244V243H101ZM118 244V243H117ZM116 244V245H117ZM122 244V243H121ZM124 244H126L124 242ZM135 244V243H134ZM196 244V242H195ZM212 244V243H211ZM225 245H227L226 243H224ZM235 244V243H234ZM28 245V246H30ZM92 245V244H90ZM107 245H109L107 243ZM133 245V244H132ZM145 245V244H144ZM143 245V246H144ZM156 245H158L156 243ZM156 245H154L153 247H155ZM165 245V244H163ZM210 245V244H209ZM218 245V244H217ZM221 246V244H219ZM223 245V244H222ZM231 245V244H230ZM64 245H59L58 247H62ZM66 246V245H65ZM72 246V245H71ZM95 246V249H97V247ZM120 246V245H119ZM128 246V243H127ZM131 246V244H130ZM139 246V245H138ZM142 246V245H141ZM159 246V245H158ZM171 246V245H170ZM169 246V247H170ZM173 246V247H175ZM186 246V245H185ZM190 246V245H189ZM194 246V245H193ZM203 246V244H202ZM213 246V245H212ZM228 246V245H227ZM237 246L238 243H237ZM90 249L92 250L94 246H89ZM88 247V248H89ZM105 247V246H104ZM107 247V246H106ZM117 247V246H116ZM129 247V246H128ZM126 247V248H128ZM140 247V246H139ZM180 246H178L179 248ZM210 247V246H209ZM219 247V246H218ZM46 248V247H45ZM86 248V247H85ZM83 248V249H85ZM87 248V249H88ZM101 248V247H100ZM124 246V249H126ZM172 248V247H171ZM170 248V250H171ZM194 248V247H192ZM196 248V247H195ZM214 248V247H213ZM220 248V247H219ZM233 248V246H232ZM63 247L61 249L60 252L63 251ZM102 249V248H101ZM110 249V248H109ZM121 249V248H119ZM142 249V247L140 248ZM146 249V248H144ZM159 249V248H158ZM177 249V248H176ZM203 249V248H202ZM206 249V248H205ZM224 249V248H223ZM236 249V247H235ZM24 250V249H22ZM25 250V251H26ZM46 250V249H45ZM43 249V251H45ZM89 250V251H91ZM94 250V249H93ZM92 250V252H93ZM98 250V249H97ZM105 250V249H104ZM117 251H119L116 248ZM133 250V249H132ZM137 250V249H136ZM150 250V249H147ZM164 249H161V251H163ZM169 250V251H170ZM172 250H174L172 248ZM184 250V249H183ZM239 250V249H238ZM42 251V252H43ZM86 251V250H83ZM135 251V249H134ZM143 251V249H142ZM157 251V250H156ZM160 251V250H159ZM158 251V253H159ZM168 251V252H169ZM181 251V250H179ZM178 251V252H179ZM205 251V250H204ZM216 251V249H215ZM221 251V250H219ZM226 251H227V247H226ZM231 251V250H230ZM241 251V250H239ZM33 252V251H31ZM91 252V253H92ZM96 252V251H95ZM98 252V251H97ZM101 252V250H100ZM109 252V251H108ZM107 252V253H108ZM166 252V251H164ZM224 252V251H223ZM237 252V251H236ZM37 253V252H36ZM47 252H45L43 255L47 254ZM76 253V252H75ZM94 253V252H93ZM102 253V252H101ZM126 253V252H125ZM146 253V252H145ZM156 253V252H155ZM157 253V254H158ZM171 253H175L171 252ZM181 253V252H180ZM211 253V252H210ZM209 253V254H210ZM225 253H229V252H225ZM224 253V254H225ZM233 253V251H232ZM243 254V251L241 252ZM32 254V253H31ZM55 254V253H54ZM81 254V253H80ZM84 254V253H82ZM97 254V253H96ZM112 254V253H111ZM116 256V251L114 253ZM129 255V253H127ZM154 253H152L153 255ZM163 254V253H162ZM167 254V253H166ZM213 254H217L214 253L213 250ZM223 254V253H222ZM231 254V253H230ZM240 256V253H238ZM237 254V255H238ZM241 254V255H242ZM33 255V254H32ZM77 255V254H76ZM121 255H124L123 253H121ZM150 254V256H152ZM169 255V254H167ZM185 255V254H184ZM196 255V254H195ZM198 255V254H197ZM229 255V254H227ZM233 255V254H232ZM235 255V254H234ZM83 256V255H81ZM109 256V255H108ZM127 256V255H126ZM130 256V255H129ZM155 256V255H154ZM153 256V257H154ZM171 256V254H170ZM169 256V258H171ZM179 256V253H178ZM214 256V255H213ZM223 256V255H222ZM226 256V255H225ZM245 256V255H244ZM33 257V256H32ZM37 257V256H36ZM78 257V256H77ZM85 257V256H84ZM104 257V256H102ZM120 257V256H119ZM119 257L117 256V258L119 259ZM122 257V256H121ZM168 257V256H167ZM236 257V255H235ZM34 258V257H33ZM79 258V257H78ZM110 258V257H109ZM116 258V259H117ZM124 258V257H123ZM128 258V257H127ZM127 258L125 257V261L127 260ZM148 258L150 259L151 257L148 256ZM203 258V256L201 257ZM208 261H210L211 259V255H209L208 257ZM229 259L231 258L230 256L228 257ZM243 258V257H242ZM248 258V257H247ZM72 259V257H71ZM77 258H75L76 260ZM121 259V258H120ZM196 259V257H195ZM194 259V260H195ZM214 259V258H213ZM213 259L211 261H213ZM218 259V258H217ZM222 258H220L221 260ZM227 259V257H226ZM228 259V260H229ZM253 258H251L252 260ZM74 260V258H73ZM146 260V259H145ZM145 260L143 261V263L145 262ZM152 260V259H150ZM199 260V259H198ZM223 260V259H222ZM221 260V262H222ZM236 260V259H235ZM232 259V261H235ZM246 260V259H243ZM249 260V259H248ZM79 261V259L77 260ZM110 261V260H109ZM119 261V260H118ZM142 261V260H141ZM149 261V260H148ZM95 262V261H94ZM121 262V261H120ZM215 262V261H214ZM238 262V260H237ZM72 263V260L70 261V264ZM86 263V262H85ZM84 263V264H85ZM90 263V262H89ZM102 263V262H101ZM110 263V262H109ZM194 263V262H193ZM204 263V262H203ZM216 263V262H215ZM214 263V264H215ZM224 263V262H223ZM246 263V261H245ZM255 263V262H254ZM3 264V263H2ZM59 264V263H58ZM61 264V263H60ZM83 264V262H82ZM93 264V263H91ZM97 264V262H96ZM139 264V263H138ZM142 264V262H141ZM148 264V263H147ZM202 264V263H201ZM217 264V263H216ZM221 264V263H220ZM227 264V263H226ZM231 264V263H230ZM233 264V263H232ZM244 264V263H243ZM248 264V263H246ZM253 264V263H251Z\"/></svg>", "mask_w": 264, "mask_h": 264}, {"label": "rangeland", "instance_id": "obj_2", "mask_svg": "<svg viewBox=\"0 0 264 264\" xmlns=\"http://www.w3.org/2000/svg\"><path fill=\"white\" fill-rule=\"evenodd\" d=\"M14 1V0H13ZM18 1V0H17ZM22 2H21V4H24V3H26V2H23V0H21ZM42 1H45L46 3L45 4H48V3H50L49 5H53V4H51V3H54V2H56V0L55 1H53V0H42ZM53 1V2H52ZM234 1H236L235 2V4H234V7L232 8V13H234V14H237V12H236V10L237 9H239L240 10V8H241V3H242V1L243 0H240V3L238 2L237 3V1L238 0H234ZM0 2L2 3V1L0 0ZM32 2V1H31ZM31 2H29L28 1V7H29V11L30 10H32V12H35V11H33V7H34V9H35V4H34V2H33V4L31 5L30 3ZM41 2V0H39V3ZM3 4H5L4 2H3ZM20 4V5H21ZM239 6V7H238ZM12 7V6H11ZM20 6H18V7H16V9H18ZM236 9V10H235ZM0 11H1V13H2V9H0ZM184 12V11H183ZM15 14H16V16H17V14L18 13H16L15 12ZM29 18V20L31 21V23H30V25L32 24L33 25V23H34V17H32V18H30V17H28ZM19 18H16L15 16H13V18H11V19H7L6 20V22H5V26H9V25H11L12 23H14L15 21V23L13 24L14 26H16V24L18 23H21V24H23L24 25V22H26V20L25 19H21L20 21H17ZM260 19V20H259ZM40 20V19H39ZM8 21V22H7ZM12 21V22H11ZM29 21V22H30ZM237 24H241L240 25V29H241V35L239 36V37H242V35L244 34L245 35V33H246V37H248L249 38V40H247V39H244V40H242L241 42H242V44L239 42H235V41H230V40H228V38H227V36H226V33L225 32H223V30H225L224 28H223V30H219V31H217L216 32V30L215 29H207L206 28V30L204 31H202L201 32V35H200V38H198V43L196 42L195 43V45L192 43H189V42H187V41H185V39H183V38H181L180 36L182 35V32H180L181 31V29H179V26L176 28V30L175 31H177V32H175V34H173L171 37H173V40H174V42H173V40H172V42H170V43H172V44H169L170 45V48H169V45H167V47H166V45L165 44H163L164 42H163V40L165 39L166 41H167V37H165L163 40H159L160 39V37H163L166 33H165V31L163 30L161 33H159L158 35H157V37L155 38V40L154 41H156V43H155V48H156V50H158L159 51V53L161 52V54H162V52H166L167 53V51H171V52H169V53H167L166 55H167V58H169L167 61H165V65H168V70L166 69L165 71H164V69L162 70V71H158V67H155L156 69H154V70H156V72H153V74H155L156 73V77H157V75H159V76H162V77H160V78H157L156 80H157V82L159 83H157V82H154V83H152V85L151 86H153V87H157V89H149V91L151 92H155V90H161L160 92H159V94H158V96H156V97H158L157 99H156V102H154L153 100L154 99H152V100H150V101H147L144 97L145 96H143V98H141L140 100H134L135 102H133V101H131L130 103L128 102V104H130L129 105V118H127V119H125L124 121H125V125H124V128H122L121 130H123L122 131V133L125 135V137H126V140H125V142H124V144L123 145H121V148L123 149V151H122V154L124 155V156H122V157H124V158H119V162H121V161H123L121 164H117V170L115 169V167H114V163H113V170L115 171V173H114V171L112 170L111 172V174L113 175V176H111L110 175V178H109V180H108V182H107V184L109 185V186H112V189H113V192H114V194H116L115 195V200L111 203V201H112V199L110 198V197H106L105 199H107V198H110V199H108V201H105L104 202V204H107V205H109L108 203H111L110 205H109V208L111 207V215H112V218H110L109 220H108V222H109V224H105V226L106 227H104L103 226V230H102V228H101V230L103 231H99V232H102V233H104L105 231H107V227H108V225H109V227H111V228H109V230H108V232H107V236H110V237H108L107 238V240L109 241L110 240V242H115V244H117L116 246H117V249L119 250V251H117L115 248H110V246H109V252L107 253L108 255V257H110V261H109V259L106 261V263L105 264H115L114 262H112L111 260H115V261H121V262H124L125 261V257L127 258H129L130 256V253H129V255L127 254L128 252L126 251V249H124V247H121V249H119V245H124L125 246V248L126 247H133V250L135 249V251H136V249L137 250H142L143 249V251H147L146 253H150L151 251H152V248H154L153 246L154 245H156V243L159 245V243L161 242V244L158 246V245H156L157 246V251H155L154 252V254L152 255V256H150L149 255V257H151L150 259H153V256L155 255H157V253H158V251H159V253H158V255L161 253V256H168L167 258H169V256H170V254H171V258H169V259H171V260H173V258H174V254L175 253H171V252H178L179 250H181V251H179L178 253H179V256L180 255H184V254H187V251H184V252H182V249H178V246H180L181 247V245H184V243H185V240H186V243H188V245H190L189 247L191 248V250L193 251V252H195V257H196V259L194 260L193 259V262H191V264H195V262H198V261H200L202 264H214L215 262L217 263V264H246V263H248V264H251V263H253V259H255V260H258L259 258L258 257H254L252 260H251V257L250 256H244L245 255V252H243V254L241 253L242 251H243V248H242V250L241 251H239L240 249L239 248H237L236 247V251H234L233 250V248H232V246L234 247L235 245H237V243H238V247H240L241 248V245H243L242 244V242H241V240L239 241L238 239L240 238V236H242V235H245L244 234V228H243V226L246 224V223H239V225L241 226H239L237 223H235V224H237L236 226H237V228L236 227H234L233 225H232V222H230V221H228V223H227V225L226 224H223V225H225V226H227V227H224L223 226V228L224 229H226V230H229V227H230V236H232L231 238H230V240L232 241H230V240H228V241H230V242H223V240L220 238V237H217L218 236V231H215L216 229H218L217 227H218V225H217V223L220 221V219H222L223 217H222V214H220V212H218V207L217 206H214L213 204H212V202L215 204V203H217V200L218 199H225V200H230L231 198H233V197H235V195H237V196H239V197H237L238 199L237 200H239L240 198V201H243L242 203H241V205L244 203L245 204V201L247 200L248 202H246V208H245V206H244V204H243V206H241L240 205V203L237 205L238 207H239V205H240V207H239V210H240V212L242 213V210L243 211H245L246 209H247V207H248V209H250V207H252V206H256L255 207V209L257 208V207H259V206H261L262 204V206H264V198H262V197H264V196H262V195H264V171H263V169L264 168H262V166H260L259 167V170L260 171H258V168H255L256 166H258V164L257 163H264V160L263 159H261V158H264L263 156H264V150H263V148H264V142H262V141H264V72L262 73V71H264L263 69H264V36H263V34H264V14H262V16H260V17H258V16H254V15H250V21L249 22H247L246 24H245V22H241V23H237ZM244 25V26H243ZM263 25V26H262ZM249 26V27H248ZM0 27H1V24H0ZM243 27H244V29H243ZM257 27V28H256ZM247 28H249V29H247ZM228 30H231L232 31V33H233V30H232V27H228L227 28V31ZM26 31V30H25ZM179 31V32H178ZM222 31V32H221ZM231 31H229V33L231 32ZM1 32H2V36H5V38H4V40L3 41H0V48H2L3 47V45H4V48L3 49H0V52H1V54H0V65L2 66V67H4V65H6L8 62H7V59H9V57H11V53H12V51L11 50H9V48L8 47H11L12 46V43L14 42L11 38L10 39H8L7 38V30H6V28H4L3 26H2V30H1ZM9 33H8V35H11V32L10 31H8ZM213 32V33H212ZM245 32V33H244ZM252 32V33H251ZM165 33V34H164ZM209 33V34H208ZM224 33V34H223ZM237 33V32H236ZM5 34V35H4ZM161 34V35H160ZM162 34H164V35H162ZM168 34V33H167ZM170 34V33H169ZM220 34V35H219ZM254 34V35H253ZM255 34H256V36H255ZM237 35V34H236ZM249 35H251L250 37H249ZM0 36H1V34H0ZM24 36V37H23ZM160 36V37H159ZM207 36V37H206ZM27 37V35L25 34V35H23V34H21L20 35V37H19V40H23V39H25ZM170 37V35L168 36V38ZM179 37H180V39H179ZM237 37V36H236ZM221 38V39H220ZM225 38V39H224ZM234 38H235V36H234ZM15 40L16 39H18V38H14ZM225 41H224V40ZM178 40V41H177ZM7 41V42H6ZM180 41V43H177V42H179ZM182 41V42H181ZM221 41V42H220ZM230 41V42H229ZM237 41H238V38H237ZM250 41V42H249ZM6 42V43H5ZM10 42H12L11 44H10ZM157 42L160 44H157ZM161 42H162V44H161ZM206 42H210V44L208 45V47H206V45H205V43ZM249 42V43H248ZM8 43V45H6ZM15 43V42H14ZM166 43V42H165ZM183 43V44H182ZM237 43H238V45H237ZM157 44V45H156ZM199 44H202L201 45V47H198V45ZM241 44V45H240ZM5 45H6V48H5ZM188 45V46H187ZM204 45V46H203ZM219 45H220V47H219ZM228 45V46H227ZM159 46H161V47H159ZM162 46H164L163 48H162ZM173 46H175L174 48H173ZM223 46H225V47H223ZM177 47H178V51L176 50L177 49ZM229 47V48H228ZM234 47V48H233ZM194 48H196V49H194ZM224 48V49H223ZM162 49H163V51H162ZM168 49V50H167ZM169 49H172V50H169ZM174 49H175V51H174ZM187 49V50H186ZM189 49H193V51L194 52H196L197 51V49L200 51L201 49H202V52H201V55L198 57V58H196V59H193V60H191L192 59V57L194 56L193 54L190 56V57H188V55H187V53L189 52H191ZM221 49V50H220ZM253 50V52H251L252 50ZM261 49V50H260ZM166 50V51H165ZM250 50V51H249ZM259 52H258V51ZM263 50V51H262ZM5 52V54H2V52ZM177 51V52H176ZM219 51H223V53L222 54H219ZM255 51V52H254ZM9 52V53H8ZM178 52H180V53H178ZM158 53V54H159ZM171 53V54H170ZM245 53V54H244ZM247 53V54H246ZM252 54V55H249V54ZM165 54V53H164ZM163 54V55H164ZM175 54V55H174ZM180 54V55H179ZM215 54V55H214ZM256 54V55H255ZM9 55V56H8ZM171 55H172V57H171ZM217 55L219 56L218 58H217ZM243 55V56H242ZM253 55H254V57H253ZM152 56V55H151ZM154 56V55H153ZM170 56V57H169ZM177 56H179V62L181 63V66H176L175 64H174V59L176 58ZM253 58H252V57ZM5 57V58H4ZM221 57H223L222 58V61H221ZM4 58V59H3ZM170 58L172 59V60H170ZM255 58V60H253ZM263 58V59H262ZM246 60V61H245ZM1 61H3V62H1ZM257 61H258V63H257ZM241 62V63H240ZM215 63V64H214ZM221 63V64H220ZM239 63H240V65H239ZM243 63V64H242ZM252 63H253V65H252ZM157 66H158V64L157 63H155ZM170 64V65H169ZM218 64V65H217ZM247 64V65H246ZM179 65V64H178ZM155 66V65H154ZM219 66V67H218ZM246 66V67H245ZM260 66V67H259ZM145 67V66H144ZM180 67V68H179ZM196 67V68H195ZM213 67H215V68H213ZM218 67V68H217ZM160 68V67H159ZM260 68V70L261 71H259L258 69ZM149 70H150V68L149 69H144V70H141V73L140 74H144V73H149ZM159 72H161L160 74H159ZM163 72H164V74H163ZM168 72V73H167ZM166 73H167V75H166ZM152 74V73H151ZM162 74V75H161ZM194 74V75H193ZM256 76H255V75ZM259 74H260V76H259ZM109 76V75H108ZM107 76V77H108ZM113 76V75H112ZM235 76H236V78H235ZM107 77H105V78H107ZM110 77V79H107L106 80V92L107 93H110V92H114V94H117V95H120V94H122L121 92H119V90H118V88L119 87H124V88H126V85L128 84V77H123L122 79H121V77L120 78H118V79H116L115 77L114 78H111V76H109ZM108 77V78H109ZM240 77V78H239ZM255 77V78H254ZM257 77H259V79L257 78ZM198 78V79H197ZM225 78V79H224ZM238 78V79H237ZM254 78V79H253ZM113 79H115V81L113 80ZM127 81H126V80ZM197 79V80H196ZM234 79V80H233ZM256 79V80H255ZM124 80V82L122 83V81ZM238 82H237V81ZM258 80H260V83H259V81ZM109 81L111 82V84L109 83ZM116 81H118V83H115ZM126 81V82H125ZM177 81V83H175ZM222 81V82H221ZM224 81H227V82H224ZM231 81V82H230ZM262 81V82H261ZM10 82H12V81H10ZM135 82V81H134ZM152 82V81H151ZM178 82H179V84H178ZM194 82V83H193ZM224 82V83H223ZM243 83V85H242V83ZM249 82V83H248ZM255 82V83H254ZM256 82H257V85H255L256 84ZM122 83V84H121ZM187 83V84H186ZM103 84H104V81H103ZM102 84V85H103ZM118 84V85H117ZM120 84V85H119ZM144 84V81L142 80V82L141 83H139V85H143ZM165 84H166V86H165ZM177 84V85H176ZM190 84V85H189ZM194 84V85H193ZM218 84V86H216ZM223 84V85H222ZM252 84V85H251ZM254 84V85H253ZM2 85H3V83H2ZM10 85V86H9ZM108 85H110V86H108ZM159 85H161V86H159ZM175 85V86H174ZM184 85H185V87H184ZM240 85V86H239ZM13 83H9V84H5V85H3V87L2 88H0V108L2 107V100H1V98H2V96H7L8 94H9V96H11L12 95V98H15L14 97V95H13V92L14 91H12V89H13ZM135 86V85H134ZM216 86V90L215 89H213L214 87ZM227 86V87H226ZM249 86V87H248ZM103 87V86H102ZM114 87H116L115 89H114ZM118 87V88H117ZM160 89H159V88ZM220 87V88H219ZM236 87V88H235ZM241 87V90L239 89ZM262 87V88H261ZM6 88V89H5ZM162 88V89H161ZM163 88H165V90L163 89ZM184 88V89H183ZM189 88V89H188ZM222 88H223V90H222ZM227 88V89H226ZM244 90H243V89ZM252 88V89H251ZM255 88V89H254ZM256 88H257V90H256ZM103 89V88H102ZM102 89H100V90H102ZM111 90V91H109V90ZM194 89V90H193ZM224 89H226V90H224ZM246 89V90H245ZM248 89V90H247ZM5 90V91H4ZM104 90V89H103ZM118 90V91H117ZM167 90V91H166ZM193 90V91H192ZM222 90V91H221ZM231 90H232V92H231ZM250 90V91H249ZM261 92H260V91ZM12 91V92H11ZM117 91V92H116ZM125 91H126V89H125ZM124 91V93H123V95L122 96H120V97H124V98H127L126 96V92ZM163 91V92H162ZM165 91V92H164ZM189 91V92H188ZM214 91H217V92H215V95H214ZM233 91H235V93L233 92ZM238 91V92H237ZM245 91H246V93H245ZM248 91V92H247ZM253 91V92H252ZM263 91V92H262ZM9 92V93H8ZM11 92V93H10ZM222 92V93H221ZM254 92L256 93V92H258L257 94H254ZM118 93H120V94H118ZM225 93V94H224ZM227 93V94H226ZM249 93V94H248ZM263 93V94H262ZM3 94V95H2ZM150 95H152V93H149ZM207 94L209 95V96H207ZM222 94H224V95H222ZM233 94V95H232ZM237 94H238V96H237ZM251 94V95H250ZM211 95V96H210ZM214 95V96H213ZM229 96V97H227V96ZM242 95V96H241ZM254 95H257L256 97H257V99H256V97L254 96ZM201 96V97H200ZM249 96H251V98L249 97ZM252 96H253V98H252ZM259 96V97H258ZM216 97V98H215ZM225 97H227V98H225ZM260 97H261V99H260ZM262 97H263V99H262ZM189 100H188V99ZM206 100H205V99ZM208 98V99H207ZM229 98V99H228ZM240 98H242V99H240ZM247 98H249V99H247ZM195 99V100H194ZM211 99V100H210ZM213 99V100H212ZM221 99V100H220ZM231 99V100H230ZM241 101H240V100ZM253 99V100H252ZM255 99V100H254ZM130 100V99H129ZM142 100H143V102H142ZM187 100V101H186ZM204 100V101H203ZM237 100V101H236ZM243 100V101H242ZM244 100H245V102H244ZM259 100V101H258ZM260 100H261V102H260ZM10 100H8L7 102H9ZM43 101V100H42ZM137 101H139L138 103H136ZM189 101H190V103H189ZM196 101H197V103H196ZM213 101V102H212ZM217 101V103H216V105H215V102ZM218 101H219V103H218ZM234 101V102H233ZM239 101V102H238ZM249 101L250 102H253V104L252 103H249ZM145 102H147V104H145V107H144V105H143V103H145ZM194 102V103H193ZM200 102V103H199ZM203 102H204V104H203ZM241 102H243V103H241ZM141 103V104H140ZM162 103H164V108L162 107ZM206 103H208L209 105H211V106H209L208 104L206 105ZM212 103V104H211ZM257 103V104H256ZM262 103V104H261ZM132 104V105H131ZM133 104H134V106H133ZM139 104V105H138ZM189 104V105H188ZM226 104V105H225ZM238 104H240V106L238 105ZM244 104V105H243ZM246 104V105H245ZM137 105V106H136ZM152 105V106H151ZM196 105V106H195ZM224 105V106H223ZM228 105V106H227ZM243 105V106H242ZM247 105H249L248 107H247ZM262 105V106H261ZM132 106V107H131ZM138 106H140V109L138 110ZM210 108H209V107ZM215 106V107H214ZM231 106V107H230ZM259 106H261L260 108H259ZM207 107V108H206ZM239 107V108H238ZM243 107H244V109H243ZM251 107V108H250ZM135 109V111H134V109ZM195 108V109H194ZM203 108V109H202ZM196 109H197V112H196ZM200 109V110H199ZM220 109V110H219ZM238 109V110H237ZM246 109V110H245ZM248 109V110H247ZM256 109V110H255ZM1 110V109H0ZM207 110V111H206ZM230 110V111H229ZM233 110V111H232ZM235 110V111H234ZM209 111H210V113H209ZM216 111V112H215ZM228 111V112H227ZM238 111V112H237ZM247 111V113H244V112H246ZM250 111H254V113L253 112H251V114L249 113ZM207 112V113H206ZM214 112V113H213ZM224 112V113H223ZM234 112V113H233ZM256 112L258 113V114H256ZM131 113V114H130ZM133 113H135L134 115H133ZM209 113V115H207ZM213 113V114H212ZM233 113V114H232ZM239 113V114H238ZM241 113V114H240ZM248 113H249V115H248ZM186 114V115H185ZM195 114H197L196 116H195ZM204 114V115H203ZM238 114V115H237ZM253 114V115H252ZM260 114H261V116H260ZM17 115V114H16ZM169 115V116H168ZM175 116V118H174V116ZM181 115H183V116H181ZM206 115V116H205ZM226 115V116H225ZM239 115L242 117H239ZM255 115V116H254ZM44 116V115H43ZM134 116V117H133ZM187 116V117H186ZM199 116V117H198ZM212 116H214V117H212ZM234 116V117H233ZM250 116H252V117H250ZM259 118H258V117ZM135 117H136V119H135ZM177 117V118H176ZM185 117V118H184ZM191 117V118H190ZM194 119H193V118ZM211 117H212V119H211ZM219 117V119H220V121H219V119H217V118ZM226 119H225V118ZM236 117V118H235ZM244 117H246V118H244ZM10 118H11V121H10ZM17 118H18V116H10L9 117V122H10V125L11 126H14L15 124L14 123H16L18 120H17ZM42 118H44V117H42ZM162 118V119H161ZM172 118H174V119H172ZM211 120H210V119ZM232 118V119H231ZM240 118V119H239ZM249 118V119H248ZM252 118V119H251ZM256 118V119H255ZM159 119V120H158ZM179 119H181V120H179ZM199 119L201 120V121H199ZM205 120V121H203V120ZM215 119H217V120H215ZM245 119V120H244ZM42 120V119H41ZM164 120V121H163ZM172 120V121H171ZM174 120V121H173ZM206 120L208 121V122H206ZM234 122V124H233V122ZM237 122H235V121ZM238 120V121H237ZM240 120V121H239ZM256 120V121H255ZM259 120H261L262 122H260ZM128 123H127V122ZM137 121H138V123H137ZM167 121H168V124H167ZM181 123H180V122ZM188 121V122H187ZM210 121V122H209ZM223 121V122H222ZM228 121H229V123H228ZM241 121H242V123H241ZM243 121H245V122H243ZM12 122V123H11ZM131 122H132V124H131ZM200 122V123H199ZM204 122H206V123H204ZM217 122V123H216ZM226 122V123H225ZM127 123V124H126ZM171 123H173V125L171 124ZM179 123V124H178ZM192 123V124H191ZM201 123H203V124H201ZM212 125H211V124ZM216 123V124H215ZM232 125H231V124ZM249 123V124H248ZM255 124V126H257V127H255L254 126V124ZM263 123V124H262ZM169 124H170V126H169ZM184 124H186L185 126H184ZM208 124V125H207ZM221 124V125H220ZM239 124V125H238ZM242 124H243V126H242ZM245 124H247L248 126H246L245 127ZM19 125V124H18ZM131 125V126H130ZM176 125V126H175ZM207 125V126H206ZM211 125V126H210ZM224 125V126H223ZM226 125V126H225ZM233 125H235V126H233ZM237 125V126H236ZM165 126V127H164ZM179 126H181V128L182 127H184V130H183V128L181 129V128H179ZM197 126V127H196ZM221 126H223V127H221ZM231 126V127H230ZM134 127V128H133ZM155 127V128H154ZM174 127V128H173ZM196 127V128H195ZM217 127H218V129H217ZM225 127V128H224ZM237 129V131H236V129ZM241 128V130H240V128ZM248 127V128H247ZM262 127V128H261ZM128 130H127V129ZM132 128V129H131ZM141 128H143V129H141ZM190 128V129H189ZM198 128V129H197ZM204 128V129H203ZM211 128V129H210ZM224 130H223V129ZM243 128H245V129H243ZM28 129H30V128H28ZM134 129V130H133ZM148 131H147V130ZM167 130L168 132H166L165 130ZM209 129V130H208ZM221 129V130H220ZM225 129H227V130H225ZM251 129V131H249ZM253 129V130H252ZM256 129V130H255ZM118 130H119V128H118ZM140 130V131H139ZM178 130V131H177ZM180 130H183L184 132H182V131H180ZM189 130V131H188ZM202 130H203V132H202ZM223 130V132H220V131H222ZM228 130H230V131H228ZM232 130V131H231ZM247 130H248V132H247ZM11 131V130H10ZM127 131H131L130 133L129 132H127ZM143 131V132H142ZM161 131V132H160ZM163 131V132H162ZM172 131V132H171ZM208 131V132H207ZM213 131V132H212ZM226 131V132H225ZM262 131V132H261ZM126 132H127V134H126ZM157 132V133H156ZM185 132L187 133V134H185ZM200 133V134H198V133ZM232 133V134H230V133ZM258 132H259V134H258ZM7 133V132H6ZM128 133H129V135H128ZM148 133V134H147ZM157 135H156V134ZM166 133V134H165ZM174 133V134H173ZM192 133V134H191ZM208 133V134H207ZM226 133V134H225ZM255 133V134H254ZM257 133V134H256ZM262 133V134H261ZM140 134H142V136L140 135ZM144 134V135H143ZM164 134V135H163ZM169 134H171V136L169 135ZM176 134V135H175ZM183 136H182V135ZM189 134V135H188ZM205 136H204V135ZM219 134V135H218ZM7 135H8V133H7ZM128 135V136H127ZM153 135H154V137H153ZM187 135V136H186ZM195 135V137H193ZM227 135H230L229 137H227ZM239 137H238V136ZM246 135H247V137H246ZM253 135H255V137L253 136ZM173 136V137H172ZM192 136V137H191ZM258 136H259V139H260V141H259V139L257 140V138H258ZM262 136V137H261ZM8 137L10 138V135H8ZM8 137H6V135H5V137L3 136V137H0V149H1V151H3L4 150V148L6 147V144H7V140H8ZM127 137H129L128 139H129V141L130 142H127L128 140H127ZM132 137H133V139H132ZM136 137H138V138H136ZM144 137V138H143ZM182 137V138H181ZM187 137V138H186ZM215 137V138H214ZM243 137V138H242ZM246 137V140L244 139ZM248 137H250V138H248ZM252 137H254V138H252ZM12 138V137H11ZM147 138V139H146ZM193 138V139H192ZM196 138V139H195ZM202 138V139H201ZM207 138V139H206ZM225 138H226V140H225ZM230 138H232V139H230ZM238 138H240V139H238ZM180 139H181V142L182 143H180ZM206 139V140H205ZM209 139V140H208ZM234 139H235V141H234ZM242 139H244V141L242 140ZM248 139H251V141L250 142H252L251 143V145H252V147H251V145L249 144V146H248ZM256 139V140H255ZM131 140H132V142H131ZM151 140H153V142L151 141ZM157 140V141H156ZM187 140H188V142H187ZM193 140V141H192ZM205 141V142H203V141ZM228 140V141H227ZM239 140H240V142H239ZM252 140H254V141H252ZM122 141H123V139H122ZM146 141V142H145ZM179 141V142H178ZM185 141V142H184ZM197 141V142H196ZM213 141V142H212ZM243 142V146H242V142ZM134 142H136V143H134ZM149 142H151V144H155L156 145V149L155 150H158V149H163V150H165L166 151V153L164 154L163 152H162V154L161 155H159V153L157 154L158 156H157V158L154 160V158H153V160H154V168H153V171L155 170V168L157 169V165H156V163H158V164H162V163H164L163 165H161V166H164V165H166V164H168L169 162V164H171L173 167V169L175 170V172L176 173H178L179 174V178H181L180 179V186H179V189L177 190V192H170L169 191V189H167L168 187L165 185V184H163V188H165V189H163L162 191H160V193L161 194H158L157 195V193H155V195H152L151 196V194H153V193H151V191L152 190H149L148 189V185H150V184H148L149 183V181L148 180H145L144 178L143 179H141L142 177L141 176H139V174H138V171L140 170V169H144L145 167H142V168H140V165L143 163V165L145 166V162H147L148 160H150L148 157H146V156H144L143 154L145 153V151L147 150V148H153V146L152 145H150L149 144ZM168 142V143H167ZM209 142V143H208ZM221 142H223V143H221ZM225 142L227 143V142H229V144H230V146H229V144L227 143V144H225ZM245 142V143H244ZM146 143V144H145ZM160 143V144H159ZM180 143V144H179ZM189 143V144H188ZM194 143V144H193ZM198 143V144H197ZM202 143H204V144H202ZM206 143V144H205ZM212 143V144H211ZM213 143H214V145H213ZM219 143H220V146H219ZM236 143V144H235ZM238 143H239V145H238ZM132 144V145H131ZM143 145V147H142V150H138V149H140L141 148V145ZM153 144V145H154ZM197 144V145H196ZM200 144H202V146H200ZM222 144V145H221ZM125 145V146H124ZM137 146L138 148H136L135 149V146ZM139 145H140V148H139ZM146 146V148H145V146ZM148 145H150V146H148ZM181 145V146H180ZM212 145V146H211ZM258 145H260V146H258ZM261 145H263V146H261ZM124 146V147H123ZM128 146V147H127ZM196 146V147H195ZM199 146V147H198ZM205 146V147H204ZM214 146V147H213ZM217 146V147H216ZM235 147V150L234 149H232V151H233V153L231 154V150H230V156L227 154L228 153V150H229V147L231 148V147ZM251 147V148H248V147ZM130 147V148H129ZM181 149H180V148ZM184 147H188V149H186V148H184ZM222 147V148H221ZM233 147V148H234ZM236 147H238V148H236ZM240 147V148H239ZM258 147V149H256ZM126 148H128L127 150H126ZM209 148V149H208ZM212 148V149H211ZM214 148V149H213ZM217 148V149H216ZM243 150H242V149ZM132 149H134V152H135V150H137L138 151V155H134L133 156V158L132 159H130V160H128L129 159V156L128 155H126V152H129V151H132ZM211 149V150H210ZM223 149V150H222ZM225 149V150H224ZM237 149H239V152H237L238 150ZM246 149H249V150H246ZM262 151H261V150ZM68 150V149H67ZM203 150V151H202ZM216 150V151H215ZM257 150H259L258 152H257ZM141 151V152H140ZM193 151V152H192ZM195 151V152H194ZM204 151H206L207 153H209V154H206V152H204ZM211 151V152H210ZM214 151V152H213ZM248 151V152H247ZM124 152H125V154H124ZM158 152V151H157ZM235 152H237V154H239L238 156H236L237 154L235 153ZM14 153V152H13ZM13 153L11 154V155H13ZM143 153V154H142ZM175 153H176V155H175ZM197 153V154H196ZM212 153H214V154H212ZM259 153H260V155H259ZM143 156H142V155ZM174 154V155H173ZM203 154V155H202ZM215 154H216V156H215ZM218 154V155H217ZM236 154V155H235ZM241 154V155H240ZM250 154V155H249ZM263 154V155H262ZM10 155V157H9V159H12V158H15V156L16 155H13V157ZM193 155H194V157H193ZM195 155H197V156H195ZM214 155V156H213ZM244 155V156H243ZM249 155V156H248ZM126 156V157H125ZM127 156H128V158H127ZM162 156V157H161ZM167 156V157H166ZM207 156V157H206ZM211 156H213L214 157V159H216V160H214V162H213V165L211 164ZM243 156V157H242ZM258 156V157H257ZM260 156H262V157H260ZM146 157V158H145ZM161 157V158H160ZM199 157H201V158H199ZM239 157V158H238ZM241 157V158H240ZM255 157H257V158H255ZM160 158V159H159ZM163 158V159H162ZM208 158H210V159H208ZM232 158H233V160H232ZM234 158H236V159H234ZM239 160H238V159ZM254 158H255V160L257 161H254ZM123 159V160H122ZM127 159V160H126ZM135 159H137L136 161H135ZM165 159L167 160V161H165ZM191 159H193V160H191ZM204 159V160H203ZM226 159H227V161H226ZM232 161H231V160ZM242 159V160H241ZM246 159V160H245ZM257 159H259V162H258V160ZM14 160V159H13ZM121 160V161H120ZM125 160V161H124ZM139 160H141V161H139ZM146 160V161H145ZM156 160H157V162H156ZM174 160V161H173ZM177 160V161H176ZM262 160V161H261ZM127 161H130V163L129 162H127ZM159 161V162H158ZM189 161H190V163H189ZM192 161H193V163H192ZM222 161V162H221ZM224 161V162H223ZM229 161V162H228ZM235 161V162H234ZM237 161H239V162H241V165H245L244 167L243 166H240V163H238ZM244 161V162H243ZM254 161V162H253ZM135 162H136V164H135ZM175 164H174V163ZM181 162V163H180ZM228 162V163H227ZM233 162V163H232ZM251 164H250V163ZM255 162H256V165H255ZM109 163L111 164V161H109ZM125 163V164H124ZM127 163H129V164H127ZM210 163V165H208ZM216 163V164H215ZM234 163H236V166L237 167H235V166H233V164ZM122 164H124V165H122ZM138 164V165H137ZM174 164V165H173ZM230 164V165H229ZM232 164V165H231ZM239 164V165H238ZM178 165V166H177ZM188 165H192V167H190V166H188ZM195 165H196V167H195ZM199 165V166H198ZM218 165H220V166H217ZM235 165V164H234ZM247 165H249L248 167H247ZM261 165V164H260ZM262 165H264V164H262ZM120 166L122 167H125V168H122V170L121 169H119L120 168ZM160 166V167H161ZM180 166V167H179ZM208 166H211L210 168L208 167ZM252 166V167H251ZM134 167H137V169L136 170H133L134 169ZM139 167V168H138ZM159 167V166H158ZM197 167H198V169L199 170H197ZM208 167V168H207ZM214 167V168H213ZM224 167H226L227 169H225ZM233 167H235V168H233ZM241 167V168H240ZM264 167V166H263ZM132 168V169H131ZM161 168H163V167H161ZM178 168V169H177ZM202 168V171L200 170ZM218 168V169H217ZM221 168V169H220ZM222 168H223V171H222ZM238 168V169H237ZM251 168H252V170H251ZM128 170V173H127V170ZM131 169V170H130ZM139 169V170H138ZM204 169V170H203ZM214 169V170H213ZM233 169V170H232ZM244 169H247L246 170V172H247V174L248 173H252V175H250V174H248L249 176H244V175H242V172L240 171V170H244ZM248 169H250V170H248ZM256 169V170H255ZM120 170V171H119ZM125 170H126V172H125ZM184 170V171H183ZM188 170V171H187ZM218 170H221V171H218ZM235 170V171H234ZM133 171V172H132ZM195 171H197L196 173H199V175L197 176L196 175V173H195ZM208 171H210L209 173H208ZM218 171V172H217ZM227 171V172H226ZM237 171V172H236ZM239 171H240V173H239ZM249 171H251V172H249ZM256 171V172H255ZM263 171V172H262ZM136 172V173H135ZM191 172V173H190ZM203 172H206V174H204ZM229 172V173H228ZM258 172V173H257ZM260 172H261V174H260ZM117 173V174H116ZM120 173V174H119ZM124 173V174H123ZM130 173V174H129ZM184 173V174H183ZM201 173V174H200ZM213 175H212V174ZM214 173H216V174H214ZM218 173H220V174H218ZM231 173V174H230ZM255 173H256V175H255ZM125 175L126 174V179H123V181L122 182H124V183H122V182H120L119 180H118V178L120 179L123 175ZM127 174L129 175L128 177H127ZM135 174V175H134ZM165 174V173H164ZM182 174V175H181ZM187 174V175H186ZM232 174H233V176H232ZM234 174H236V175H234ZM263 174V175H262ZM118 175H119V177H118ZM138 175V176H137ZM160 174L159 173H157V175H156V177H153V172H152V177L154 178V180L157 178V176H159ZM166 175V174H165ZM195 175V176H194ZM204 175V176H203ZM207 177H206V176ZM214 175H216V176H214ZM222 175L224 176V177H222ZM240 175H241V177H240ZM133 178H132V177ZM190 176V177H189ZM191 176H193V178L195 177V178H197L196 180H195V178H194V180H193V178H192V182H191ZM214 176V177H213ZM227 176V177H226ZM244 176V177H243ZM250 176H251V178H250ZM114 177V178H113ZM130 177H131V180H130ZM139 177V178H138ZM186 177H188V178H186ZM215 177H218V178H215ZM220 177V178H219ZM232 177V178H231ZM235 177H237V178H235ZM243 177V178H242ZM246 177V179H247V182L245 183V178ZM256 178V179H252V178ZM260 177V178H259ZM137 178V179H136ZM215 179V181H214V179ZM223 178H225L226 180H228V181H226L225 179H223ZM236 180H235V179ZM240 178V179H239ZM259 178V180H257ZM117 179V181H115V180ZM139 179V180H138ZM185 179H186V181H185ZM212 179V180H211ZM217 179V180H216ZM219 179V180H218ZM220 179H222L221 181L222 182H224V180H225V184L224 183H222V182H220ZM230 179V180H229ZM233 179V180H232ZM243 181H242V180ZM261 179V180H260ZM127 180V181H126ZM147 182V184H145L146 182ZM188 180V181H187ZM206 180H208V181H206ZM235 180V182H233ZM242 182V184H241V182ZM248 180H251V181H248ZM252 180H254L255 181V184H254V181H252ZM112 181L114 182L113 184H115V185H113L112 184ZM128 181H131V182H128ZM156 181V180H155ZM181 181H182V183H181ZM197 181V182H196ZM199 181H201V182H199ZM205 181V182H204ZM212 181V182H211ZM239 181V182H238ZM259 181H260V183H262V184H260L259 183ZM137 182H140V183H136ZM143 182V183H142ZM192 183V185H191V187L189 186V187H186L185 185H187V183ZM199 182V183H198ZM211 182V183H210ZM249 182V183H248ZM121 183V184H120ZM126 183V184H125ZM129 185H128V184ZM142 183V184H141ZM193 183H194V185H193ZM198 185H197V184ZM210 183V184H209ZM216 183V184H215ZM222 183V184H221ZM230 185H232L233 183H235V184H233L232 186H230ZM248 183V184H247ZM251 183V184H250ZM253 183V184H252ZM20 184V183H19ZM95 185H97L98 183H94ZM94 184H92V186L94 185ZM106 184V185H107ZM111 184V185H110ZM118 184V185H117ZM209 184V185H208ZM250 184V185H249ZM94 185V186H95ZM119 186V190H118V192L116 191V193H115V189L113 188V187H115V186ZM124 185V186H123ZM137 185V186H136ZM184 185V186H183ZM197 185V186H196ZM212 185V186H211ZM213 185H214V187H213ZM217 185H218V187L220 186V188L218 189L217 188ZM224 185V186H223ZM236 185V186H235ZM243 186V190L241 191V189H242V187L241 186ZM252 185V186H251ZM255 185V186H254ZM262 185V186H261ZM126 186V187H125ZM131 186H133V187H131V188H133V190L130 188ZM135 186H136V188H135ZM143 186V187H142ZM209 186H211V187H209ZM226 186V189L224 188ZM230 186V187H229ZM234 186V187H233ZM6 187H7V185H6ZM128 187H129V189H128ZM183 187H186V188H183ZM195 187V188H194ZM209 187V188H208ZM222 187H223V189H222ZM227 187H229V188H227ZM235 187H236V189H235ZM241 187V188H240ZM248 187H251V188H248ZM3 188H5L4 186H3ZM137 188H139V189H137ZM192 188V189H191ZM215 188H216V190H215ZM246 188H248V189H250L249 190V192H253L254 194H251V197H249V195H245V193L244 194H242L243 193V191L246 189ZM253 188V189H252ZM257 188H258V190H257ZM135 191V192H133V194H132V191ZM185 189H187V191H185ZM189 189V190H188ZM208 189V190H207ZM252 189V190H251ZM262 189V190H261ZM125 190V191H124ZM131 191V192H129V191ZM167 192H166V191ZM181 190V191H180ZM196 190V191H195ZM223 190H225V192H230V194H227V195H229L228 197L225 195H223L225 192L223 191ZM227 190V191H226ZM236 191V192H232V191ZM238 190L240 191V192H238ZM259 192H257V191ZM9 191V190H8ZM68 189H67V192H66V196L67 197H70L71 195V193L70 194H68ZM122 191H124V192H122ZM141 191V192H140ZM146 191V192H145ZM148 191H150V192H148ZM173 191V190H172ZM191 191H193V193L194 194H192L191 193ZM198 191V192H197ZM201 191V192H200ZM206 191H208V192H206ZM211 191V193H209ZM214 191H217V192H224V193H217V192H214ZM6 192V191H5ZM24 192V191H23ZM120 192H122V193H120ZM153 192V191H152ZM181 192V193H180ZM187 192V193H186ZM258 193V195H257V193ZM14 193H16V192H12L11 190L9 191V194H7V197H9V198H7V199H9L10 200V202H11V200H12V198L14 197V196H12V197H10L11 196V194H13L14 195ZM125 195H124V194ZM126 193H128V194H126ZM130 193H131V196H130ZM164 193V194H163ZM168 193V194H167ZM177 193H178V195H177ZM184 193V194H183ZM186 193V194H185ZM216 193V194H215ZM233 193V194H232ZM239 193V194H238ZM121 194V195H120ZM140 194H141V196H140ZM147 194V195H146ZM149 194V195H148ZM171 194H172V196H171ZM181 194H182V196H181ZM196 194V195H195ZM198 194H199V196H198ZM205 196V197H203V195ZM208 194V195H207ZM214 194V195H213ZM223 196H222V195ZM241 194V195H240ZM118 195H119V197H118ZM127 195V196H126ZM132 195H133V197H132ZM172 197V199H173V201H172V199H171V197ZM185 195V196H184ZM212 195V196H211ZM219 197H218V196ZM121 196H126V198L127 199H125V198H123V197H121ZM129 196H130V198H131V201L130 202H132L133 200V198H134V200H135V204L133 203V205H132V207L131 206H129L128 204H127V201H129L130 200V198H129ZM135 196V197H134ZM143 196V197H142ZM162 196V197H161ZM176 196L178 197V198H176ZM188 196V197H187ZM193 196V197H192ZM210 196H211V198H210ZM232 196V197H231ZM242 196V197H241ZM252 196H254L253 198H252ZM259 196H261L259 199H258V197ZM22 197V196H21ZM118 197V198H117ZM137 197H139V198H137ZM165 197V198H164ZM185 197H187V198H185ZM201 197V198H200ZM230 197V199H228ZM77 198H80V197H77ZM122 200H121V199ZM141 198V199H140ZM144 198V199H143ZM146 198H147V200H146ZM150 198V199H149ZM167 198V199H166ZM190 198H191V200H190ZM216 198V199H215ZM218 198V199H217ZM246 198V199H245ZM248 198V199H247ZM251 198V199H250ZM75 199V201H74V205L73 206H75V202H76V198H74ZM104 199V200H105ZM137 199V200H136ZM157 199V200H156ZM183 199H184V201H183ZM198 199V200H197ZM210 199H211V202H210ZM253 199H255V200H253ZM256 199H257V201H256ZM262 199V200H261ZM110 200V201H109ZM126 200V201H125ZM141 200V201H140ZM144 200H145V202H144ZM152 200H155V202H153ZM169 200H170V202L172 203L173 202V204H171L170 202H169ZM180 200V201H179ZM190 200V201H189ZM250 200H252V201H250ZM261 202H260V201ZM118 201H119V203H123L122 205L120 204L119 205V203H118ZM122 201H125V202H122ZM140 202V204H139V202ZM143 201V202H142ZM153 202V204H156L155 206H153V204H150L151 202ZM162 201V202H161ZM182 201V202H181ZM186 201V202H185ZM189 201V202H188ZM250 201V202H249ZM256 201V202H255ZM259 201V202H258ZM263 201V202H262ZM17 202V199L16 200H14V203H16ZM21 202V201H20ZM19 202V203H20ZM146 202H147V204L149 203L150 205H148V208H150V209H147V210H145L144 211V207H146L147 205H146ZM157 202H159V203H157ZM161 202V203H160ZM193 204H192V203ZM208 202H210V203H208ZM251 202L253 203V204H251ZM256 204H255V203ZM18 203V204H19ZM137 203V204H136ZM182 203L183 204H187L188 206H189V208L187 209V208H185L184 206H182ZM190 203V204H189ZM198 203V204H197ZM201 203V204H200ZM248 203H250L249 205H248ZM259 203V204H258ZM262 203V204H261ZM116 204H118V205H116ZM125 204L126 205H128L127 206V208L125 207ZM130 204V203H129ZM160 204H161V209H159V207H160ZM197 204V205H196ZM202 204H203V206H202ZM211 204H212V206H211ZM219 204V203H218ZM46 205H48V204H46ZM46 205L43 207V209H42V211H40L39 213H40V215H42L43 213V211L45 210L44 208H46ZM112 205H113V207H112ZM136 205V206H135ZM163 205V206H162ZM164 205H166V206H164ZM169 205V206H168ZM173 205H174V208H176V210H178V209H187L188 211L187 212H189V215H192L193 213H195L194 215H192L191 217H189L188 215H187V219H186V223L187 222H189V223H187L188 224V226H187V224H185L184 225V227H182V225L183 224H181V226L180 227H178V224H177V227L175 226L176 225V222H174L173 221V225H171L169 228H168V226L170 225V224H172V222H170V221H172V218L173 217H176L175 215H174V208H173ZM176 205V206H175ZM181 205V207H179ZM199 205H201V206H199ZM72 206V207H73ZM143 206V207H142ZM157 206H159L158 207V210H157ZM172 206V207H171ZM195 206V207H194ZM207 206H208V208H207ZM215 208H214V207ZM250 206V207H249ZM16 207L17 206H15V209H14V211L12 212L14 215H15V213H17V212H19V209H18V207H17V209H16ZM116 207H117V209L118 208H120V209H116ZM125 207V208H124ZM131 207V208H130ZM135 207H137L136 209H135ZM139 207V208H138ZM141 207V208H140ZM153 207V208H152ZM195 208V210L197 211V213H198V216H196V211L193 209V208ZM203 207H205V208H203ZM223 207V206H222ZM234 207L235 208H237L235 211L236 212H238V207H236V204L234 205ZM244 207V208H243ZM94 208H95V205H94ZM124 208V209H123ZM134 210H133V209ZM166 208V209H165ZM171 208V209H170ZM200 208H202L203 210H201ZM211 208H213V209H211ZM139 209V210H138ZM152 209H155V210H157V211H151ZM165 211H164V210ZM208 209V210H207ZM214 209L215 210H217V211H214ZM17 210V212H15ZM48 210V209H47ZM47 210H45V212L47 211ZM117 210V211H116ZM161 210H163L162 212H161ZM209 210H211V211H209ZM10 211L11 210H8V213L10 214ZM113 211V212H112ZM123 213H122V212ZM125 211V212H124ZM132 211V213L130 214L129 212H131ZM160 211V212H159ZM192 213H191V212ZM194 211V212H193ZM203 211H204V213H203ZM206 211V212H205ZM214 213H213V212ZM224 211V210H223ZM129 213V215H131L132 216V218H130L131 216H129V217H127L126 215ZM138 212V213H137ZM140 212V213H139ZM144 212V213H143ZM146 212H149V213H147L148 215H149V217H150V219L148 218V219H146L145 220V216H148V215H145V213ZM159 212V213H158ZM229 210H228V214H229ZM259 212L261 213V210H259ZM53 213V214H52ZM133 213H135V214H133ZM137 213V214H136ZM151 213V214H150ZM162 213V214H161ZM179 213V211H177V214ZM202 213V214H201ZM206 213H209V216L206 214ZM217 213V214H216ZM227 213V212H226ZM259 213V214H260ZM3 214H5V213H3ZM58 212L57 211H55V210H50V213H49V215L46 217V218H44V220L43 219H41L40 220V223H41V225H40V229H39V234H40V236H38V238H34V239H39L38 241L37 240H35L36 242V244L37 243H39V244H41L44 240V238H45V242L43 243V245H42V251H43V249L45 250L46 248L45 247H47V239L48 240H54L53 238H50L51 236L49 235V231H50V229H52V228H55L56 230L57 229H59L60 227H59V225L60 224H63L62 222L64 221H66V223L68 222V219H66V218H64V217H61V216H59L58 217ZM114 214V215H113ZM119 214V215H118ZM120 214H122V216H120ZM142 214V215H141ZM180 215H181V217H183L184 216V214L183 213H179ZM178 214V215H179ZM212 215V217H214V219H215V216H217V217H219V221H217L216 219L214 220L213 218H211L210 216ZM57 215V217H56V219H54L55 218V216ZM145 215V216H144ZM154 215H156L155 217H154ZM163 215V216H162ZM200 215V216H199ZM219 215H221V216H219ZM230 215V214H229ZM238 215H239V213H238ZM117 216V217H116ZM119 216V217H118ZM125 217V218H122V217ZM158 216V217H157ZM161 216V217H160ZM165 216V217H164ZM168 216V217H167ZM203 218H202V217ZM17 217H18V215H17ZM60 217H61V220H62V222L61 223H58V225H57V221L60 219ZM134 217V218H133ZM138 217V219L139 220H141V222L139 221V224L140 225H136L135 227L134 226H130V227H127V226H129V225H131V224H133V223H135L134 221H136L137 218ZM144 218V220H143V218ZM158 218V219H155V218ZM169 217H171V218H169ZM201 217V218H200ZM222 217V218H221ZM230 217V216H229ZM242 217H244V216H242ZM264 217V215H262V216H259V218H263ZM53 218V219H52ZM64 218V219H63ZM118 218H121L120 219V222L122 223V224H125V225H123V226H121L122 224L120 223V228L121 229H123V227H124V233H125V230H128L127 228H133V230L132 231H134L133 232V234L134 233H136L135 232V230H136V228L138 229V227L140 228V226L142 227V225H144L143 226V230H144V233L143 234H145L146 233V231H145V228L144 227H146V226H148V225H151L152 226V231L154 230H156V229H158V225H161V230H164L165 232H166V234H169V233H174L172 236V238H170L168 241H167V239L165 238V237H167L166 235H163V237H161L160 239H157V241L158 242H156V243H151V244H147L146 243V241H145V239H144V237L142 236V235H132V236H134V240L133 241H135V242H132V241H129L128 240V237H129V235L126 233V234H123V232H118V236H120V237H118L117 236V227H116V225L114 224V223H116L117 222V220H118ZM141 218V219H140ZM151 218H153V219H151ZM161 218H162V221H161ZM188 218H190V219H188ZM198 218V219H197ZM246 219L245 220H247V217H245ZM46 219V220H45ZM48 219V220H47ZM58 219V220H57ZM66 219V220H65ZM112 219V220H111ZM116 219V221H114ZM127 220V221H124V220ZM136 219V220H135ZM195 219V220H194ZM200 219V220H199ZM208 219H210V222H211V224L209 223V220ZM244 219V218H243ZM24 220V219H23ZM122 220H123V222H122ZM144 222H143V221ZM148 220H150V221H148ZM189 220V221H188ZM190 220H192V221H190ZM193 220H194V222H193ZM203 220V221H202ZM212 220V221H211ZM13 221H16V220H13ZM51 221V222H50ZM114 221V222H113ZM119 221V220H118ZM129 221V222H128ZM132 223H131V222ZM161 221V222H160ZM165 221V222H164ZM168 221V222H167ZM198 221V222H197ZM208 221V222H207ZM47 222V223H46ZM76 222V221H75ZM111 222H112V224H111ZM146 222V223H145ZM148 222V223H147ZM150 222V223H149ZM160 222V223H159ZM192 222V223H191ZM201 222V223H200ZM204 224H203V223ZM45 223V224H44ZM48 223H50L49 225H48ZM142 223V224H141ZM145 223V224H144ZM166 223V224H165ZM207 225H206V224ZM214 223V224H213ZM216 223V224H215ZM68 224V223H67ZM82 223H81V221L80 222H78L77 223V227H79L80 225H81ZM103 224V225H104ZM153 224L155 225V227H153ZM199 224H201V226L199 225ZM231 224V225H230ZM242 224V225H241ZM0 225H1V220H0ZM52 225H53V227H52ZM57 225V226H56ZM112 225H113V229H112ZM115 225V226H114ZM127 225V226H126ZM168 225V226H167ZM194 225V226H193ZM197 227H196V226ZM214 226L213 228L211 227V226ZM216 225V226H215ZM254 225H255V223H254ZM51 226V227H50ZM61 226V225H60ZM174 226H175V228H174ZM186 226V227H185ZM193 226V227H192ZM199 226V227H198ZM205 226H206V228H205ZM44 227V228H43ZM47 227H49V228H47ZM69 227V226H68ZM127 227V228H126ZM185 230H183L182 228ZM192 227V228H191ZM216 227V228H215ZM234 228V230L235 231H232L233 229L232 228ZM5 228H7V226H5L4 227V229ZM11 228H12V226H11ZM15 228H16V224H15ZM15 228L13 227V229L12 230H10V232L9 231H7V232H1L0 234H3V233H6V234H3V235H7L8 234V237L9 238H12L13 237V234L15 233V232H18L17 230L14 232L13 230H15ZM42 228V229H41ZM46 228H47V231L45 232V230H46ZM105 228H106V230H105ZM179 228V229H178ZM204 228V229H203ZM209 228V229H208ZM210 228H212V229H210ZM242 228H243V230H242ZM257 228H261L260 226H258ZM19 229V228H18ZM61 229V228H60ZM197 230L198 231V233H199V235H198V233L197 232H195V231H193V230ZM232 229V230H231ZM237 229V230H236ZM113 230H115V232L113 231ZM182 231L183 233L182 234H179V232L178 231ZM187 230H188V232L189 233H187L186 234V232H187ZM200 230V231H199ZM203 230V231H202ZM209 230V231H208ZM214 230V231H213ZM242 230V231H241ZM41 231L43 232V233H41ZM148 231V233H149V230H147ZM205 231V232H204ZM224 231V230H223ZM238 231V232H237ZM13 232V233H12ZM20 232V231H19ZM18 232V233H19ZM99 232H97V233H95V231H94V233H93V236L94 235H96V234H98ZM113 232V233H112ZM127 232V231H126ZM157 232H158V230L157 231H155L154 232V235H153V237H149V238H152V239H155L156 238V234H157ZM177 232V233H176ZM210 232L212 233V234H210ZM217 232V233H216ZM10 233V234H9ZM192 233H196L195 234V236H192ZM202 233V235H200ZM205 233V234H204ZM209 233V234H208ZM217 234V236H216V234ZM232 233V234H231ZM240 233H242V234H240ZM105 234V233H104ZM104 234H102V236H104ZM113 234H115L114 236H112ZM121 234H122V236L123 235H125V237L123 238L122 236H121ZM159 234H161V233H159ZM175 234L176 235H182V237H180V236H177L178 237V239H176V238H174L175 237ZM215 234V235H214ZM236 234V235H235ZM240 236H239V235ZM246 234H248L247 232H246ZM127 235H128V237H127ZM188 235V236H187ZM198 235V236H197ZM210 235V236H209ZM213 235V236H212ZM69 236V235H68ZM92 235H90V234H88L85 238H87V237H91ZM106 236V237H107ZM112 236V237H111ZM201 237V239H200V237ZM203 236V237H202ZM216 236V237H215ZM237 236H238V238H237ZM18 237L19 236H17L16 235V238H17V240H18ZM48 237V238H47ZM67 237V236H66ZM105 237V236H104ZM103 237V238H104ZM116 237H118V238H116ZM143 237V238H142ZM190 239V240H192L193 241V244L191 243L192 241H190L188 238ZM15 238V239H16ZM83 239L82 240V242H85V240H87V239ZM111 238H112V240H111ZM119 238H121V239H119ZM135 238H137L136 240H135ZM180 238V239H179ZM185 238V239H184ZM210 238V239H209ZM236 238V239H235ZM115 239H117L118 240V242H117V240L115 241ZM123 239H125V240H123ZM139 239H140V241H139ZM161 239H163V240H161ZM197 239V240H196ZM200 241H199V240ZM211 239H212V241H211ZM214 239V240H213ZM216 239H217V241H216ZM56 241H58L59 239H55ZM102 240V239H101ZM137 240H138V242H137ZM149 240V239H148ZM172 240H174V241H172V242H174V243H178V244H176L177 246H175V244L174 243H172L171 241ZM176 240V241H175ZM181 240V241H180ZM189 240V241H188ZM208 240H209V242H208ZM237 240V241H236ZM69 241V240H68ZM80 241H81V239H80ZM106 241V240H105ZM121 241V242H120ZM126 243V244H124V242ZM165 241V242H164ZM199 243H198V242ZM204 241V242H203ZM95 242L96 241H94V242H92V240H90V244H92V245H83L84 247L83 248H85V249H83V250H86V251H84V252H82V251H80V250H78V251H76V253H75V256L77 257H79V258H85L86 257V255H87V253H91L92 252V250H93V252L94 253H97L99 256L100 255H104L103 254V252H102V250H104L105 249V251H106V248H108V245H107V243L106 242H104V243H102L103 244V246H100L99 245V248L97 247V249H95ZM145 242V243H144ZM184 242V243H183ZM195 242H196V244H195ZM208 242V243H207ZM212 244H211V243ZM237 242V243H236ZM122 243V244H121ZM127 243H128V246H127ZM135 243V244H134ZM169 243H170V247L168 246L169 245ZM224 243H228L227 245H225ZM235 243V244H234ZM98 244V243H97ZM130 244H131V246H130ZM133 244V245H132ZM145 244V245H144ZM163 244H165V245H163ZM168 244V245H167ZM202 244H203V246H202ZM210 244V245H209ZM218 244V245H217ZM219 244H221V246L219 245ZM223 244V245H222ZM231 244V245H230ZM38 245V244H37ZM66 246L67 245H72V246H75V245H77V242H71V244H70V241L68 242V244H65ZM64 245V246H65ZM140 247H139V246ZM142 245V246H141ZM144 245V246H143ZM194 245V246H193ZM213 245V246H212ZM39 247H40V245H38ZM89 246H94V247H92L93 249L91 250L90 249V247ZM105 246V247H104ZM107 246V247H106ZM173 246H175V247H173ZM185 246V245H184ZM187 246V245H186ZM210 246V247H209ZM220 248H219V247ZM63 247V246H62ZM62 247H59L58 248V251L57 252H60L61 251V249H62ZM89 247V248H88ZM102 249H101V248ZM142 247V249H140ZM174 249V250H172V248ZM192 247H194V248H192ZM196 247V248H195ZM214 247V248H213ZM226 247H227V251H226ZM29 248H30V246H28V250H29ZM88 248V249H87ZM144 248H146V249H144ZM159 248V249H158ZM170 248H171V250H170ZM177 248V249H176ZM203 248V249H202ZM206 248V249H205ZM224 248V249H223ZM0 249L3 251V252H5V253H9L8 251L9 250H3L2 249V247L0 246ZM129 249V248H128ZM147 249H150V250H147ZM161 249H164L163 251H161ZM215 249H216V251H215ZM239 249V250H238ZM50 250V249H49ZM89 250H91V251H89ZM100 250H101V252H100ZM170 250V251H169ZM205 250V251H204ZM213 250H214V253H217V254H213ZM219 250H221V251H219ZM231 250V251H230ZM10 251H13V250H10ZM27 251V250H26ZM50 251H53L52 249L50 250ZM96 251V252H95ZM98 251V252H97ZM115 251H116V256H114L115 254ZM164 251H166V252H164ZM169 251V252H168ZM224 251V252H223ZM232 251H233V253H232ZM46 252V250L45 251H43L42 253L44 254ZM92 252V253H93ZM126 252V253H125ZM136 252H138V251H136ZM180 252H182V253H180ZM211 252V253H210ZM225 252H229V253H225ZM81 253V254H80ZM82 253H84V254H82ZM112 253V254H111ZM121 253H123L124 255H121ZM163 253V254H162ZM169 254V255H167V254ZM178 253H177V256H178ZM210 253V254H209ZM223 253V254H222ZM225 253V254H224ZM231 253V254H230ZM238 253H240V256H239V254ZM32 256L35 258L36 256H37V253L34 255V250H33V252H32ZM77 254V255H76ZM198 254V255H197ZM227 254H229V255H227ZM233 254V255H232ZM236 255V257H235V255ZM238 254V255H237ZM242 254V255H241ZM9 255H11V254H9ZM28 255V253L25 255V256H27ZM46 256L47 255H49V253H47V254H45ZM81 255H83V256H81ZM127 255V256H126ZM209 255H211V259H210V261H208V256ZM214 255V256H213ZM223 255V256H222ZM226 255V256H225ZM12 256V255H11ZM85 256V257H84ZM117 256L119 257V259L117 258ZM122 256V257H121ZM178 256V257H179ZM203 256V258H201ZM231 257L230 259L228 258V257ZM76 257H72V259H71V257L68 259L69 260V264H70V261L72 260V263L71 264H78L79 262L80 263H82L83 262V264L85 263L84 261H82V260H80L78 257H77V259L75 260V258ZM124 257V258H123ZM218 258V259H216L215 260V258ZM226 257H227V259H226ZM242 258V259H246V260H244V261H238L237 262V259L238 258ZM248 257V258H247ZM73 258H74V260H73ZM103 258V261H104V257H102ZM117 258V259H116ZM121 258V259H120ZM127 258V259H128ZM214 258V259H213ZM220 258H222L221 260H222V262H221V260H220ZM31 259V258H30ZM79 259V261H77ZM146 259V260H145ZM144 260H145V262L143 263V261L144 260H140L139 261V264H141V262H142V264H149V262H151L152 260H150L149 258H148V256L145 258ZM199 259V260H198ZM213 259V261H211ZM229 259V260H228ZM232 259L233 260H235V261H232ZM249 259V260H248ZM1 260V259H0ZM124 260V261H123ZM149 260V261H148ZM2 262H4L3 260H1ZM0 261V262H1ZM97 262H98V260H96ZM118 261V262H119ZM215 261V262H214ZM245 261H246V263H245ZM1 262V263H2ZM110 262V263H109ZM204 262V263H203ZM224 262V263H223ZM46 263V262H45ZM91 263H93V264H96V262H94L93 260H91L90 261V263H85V264H91ZM215 263V264H216ZM58 264V263H57ZM59 264H60V261H59ZM66 264H68V263H66ZM99 264H101V261L99 262ZM138 264V263H137ZM150 264H152V263H150ZM254 264H257V263H254Z\"/></svg>", "mask_w": 264, "mask_h": 264}, {"label": "water", "instance_id": "obj_3", "mask_svg": "<svg viewBox=\"0 0 264 264\" xmlns=\"http://www.w3.org/2000/svg\"><path fill=\"white\" fill-rule=\"evenodd\" d=\"M14 2V1H13ZM11 5L13 4V3H10ZM3 6V1H2V3L0 2V6ZM4 7V6H3ZM3 9V8H2ZM25 8H23V10H24ZM51 9H54V4L53 5H49L48 6V8L47 9H43V10H51ZM66 10H68V9H66ZM10 11H12V12H14L15 10H14V8H13V5H12V7H11V9L8 11H6V16H7V18L8 19H11V18H13V14L14 13H12V15H11V12ZM18 12V11H17ZM67 13H69V12H67ZM2 14H3V12H2ZM1 14V15H2ZM19 14V13H18ZM3 17H5L4 15H3ZM152 19V18H151ZM28 26H30V24L26 21V22H24V25L23 24H21V23H17L16 24V26H14L13 24H11L9 27H8V30L11 32V35H8V30H7V38L8 39H12L14 42H16L15 41V39L14 38H19L20 37V35L21 34H23V33H25V30L28 28ZM109 47L110 48H112V52L113 53H117L118 51H120V49L119 48H114L115 46H112V44H110L109 45ZM111 55H114V54H111ZM104 66V65H103ZM116 67L118 68V69H115V67H113V69H112V72H110V67H106L105 68V70H107L108 71V74H109V76H111V78H114V76H112L111 75V73H113V72H115V70H118V71H121V73H123L124 71H123V69H124V65L123 64H118V65H116ZM132 67L136 70V72L137 73H139V71L142 69V70H144L143 68H142V65H141V61H140V63L137 65V63H132ZM123 77H128V76H126V73H125V75L123 76ZM101 78H102V80L104 81V84L102 85L103 87V89L104 90H100V89H95V91H94V88L92 89V93L90 92V91H86L84 94H87V95H92V94H99V93H103V95H101V97H99L98 99L99 100H97V101H99V102H101L102 103V106L104 105V104H106V103H108L109 104V102L111 101V97L112 96H114L115 94H114V92H110V93H107L105 90H106V80L107 79H110V78H103V76H101ZM114 80V79H113ZM132 81H135V83H136V80L133 78V80ZM110 83V82H109ZM115 83H118V81H116ZM135 83L134 82H132V84H134L135 85ZM118 90H119V92H121V93H124V91H125V88H123V87H119L118 88ZM117 90V91H118ZM120 94V93H119ZM86 95H83V97L82 98H84ZM96 96V95H95ZM97 98V97H96ZM28 102H30V103H27V104H30V106H32V108L33 109H36L37 108V106H39V102H38V99L37 100H35V98L34 99H32L31 100V98H29L28 99ZM115 101H112V104L114 103ZM76 103H79V99H77V100H75V104ZM26 104V103H25ZM111 104V105H112ZM3 106V105H2ZM46 107L48 106V104H46L45 105ZM2 108V107H1ZM73 108L74 109H76V106L75 105H73ZM72 109V104L70 105V104H67V105H64L63 107H62V109H61V111H62V113H60V112H53V118L54 119H52V120H54V122H56V123H58V120H59V123L61 124V125H63L64 126V124L66 123V121H70V115L68 114V112L70 111ZM78 108L76 109V117L78 116ZM60 116V119L59 118H57V116ZM62 117V118H61ZM19 119H22L20 116H19ZM95 123V122H94ZM97 123V122H96ZM96 123L95 124H93V123H91L90 125L91 126H96ZM53 125L52 124H50V123H42L41 124V126L40 127H36V126H34V127H30V128H32L33 130H31V129H27V130H18L17 129V127H16V129H17V131H19L20 133H21V135L20 136H13V139L17 142V143H19V142H21V141H23L24 139H29V138H32L31 136H34V138H39V136H43V135H45V134H50L49 132H50V129L52 128L53 129V127H52ZM90 127V126H89ZM88 131V132H87ZM89 132H90V130H88V128L86 129V130H83L82 131V133H80V136H84V140H86V136L89 134ZM28 133H31V134H28ZM53 133V132H52ZM33 134H35V135H33ZM54 134H55V132H54ZM262 134V133H261ZM9 135V134H8ZM56 135V134H55ZM4 135H2V136H0V137H3ZM12 136V135H11ZM79 136V135H78ZM56 137H59V136H56ZM93 137V136H92ZM52 138H54V137H52ZM13 139L11 140L12 141V143H13ZM39 140H42V139H39ZM59 141H61V140H59ZM112 142V141H111ZM38 144V142H37V139H33V140H31L30 142H28V143H25V144H22L21 145V148L18 150V154H16V156H15V158H14V160L15 161H13V163H15V164H13V165H7V164H5L4 162L6 161V160H8L7 159V155L5 154V153H2L3 151H1V149H0V189L3 187V186H8L7 188H9V186L11 185V183L12 182H14V184H15V186H16V184H18L17 182V180H14L16 177H18V175H17V173L18 174H20L19 176L20 177H18L17 179H21V177L22 176H25V172L24 171H22L24 168H25V166L30 162V153L32 152V149H36L37 148V144ZM64 143L65 144H69V143H66V140L64 141ZM77 143V142H76ZM92 144V142H90V145ZM106 144V143H105ZM249 144L251 145V142L248 140V146H249ZM141 145V144H140ZM140 145H139V148H140ZM213 145H214V143H213ZM92 146V145H91ZM112 146L114 147V143L112 142ZM145 146V145H144ZM12 147H13V144H12ZM68 147L69 148H67L68 149V151H67V153L73 158V155H75V158H77L76 157V154H74L73 152H71V144H69L68 145ZM55 148H57L56 146L54 147H51V150H53V149H55ZM136 148H138L137 146H135V149ZM145 148H146V146H145ZM140 150H142V145H141V148H140ZM152 150L153 151H155L154 149H150V151H151V153L150 154H152ZM62 151H63V148L62 149H60L59 150V152H57V154H56V156L53 158V163L55 164V166H56V168H58L59 169V171H62V172H65V171H70V169L72 168V166H74V163H71L70 164V156H69V161H68V163L67 164H64V165H60V160H61V158L60 157H64V156H59L60 155V153L61 154H63L62 153ZM158 151V152H157ZM141 152V151H140ZM162 152L165 154L166 153V151L165 150H163V149H158V150H156V153L158 154H162ZM214 152V151H213ZM155 153V154H156ZM128 154V156L132 159L133 158V156L134 155H137V154H139L138 153V151L137 150H135V152H134V149H132V151H129V152H126V155ZM144 156H146L145 154H143ZM142 155V156H143ZM123 158V157H122ZM55 159H56V161H55ZM51 160H49L48 161V166H49V169H50V167L51 168H53V166H50L49 164L52 162ZM214 160H216V159H214L212 156H211V164L213 165V162H214ZM258 161H259V159H258ZM9 162V161H8ZM20 164V165H19ZM41 164V163H40ZM78 164H81V161L79 162V161H77V163H76V165L74 166V168H76V169H78ZM119 164H121V162L119 163ZM216 164V163H215ZM58 166V167H57ZM260 166H263V165H260V162L258 163V166H257V168H258V171H259V167ZM7 167V168H6ZM142 167H144V165L142 164ZM264 168V167H263ZM43 169V166H41L40 167V170L37 172V175H36V177L33 179V181H32V190H36V189H39V187L40 186H42V183H40L41 182V179L42 180H44V181H42L43 182V184H44V188L46 187V184H47V182L48 181H50L51 179H52V177H53V174L50 172V176H44L43 175V173H41V170ZM45 169H48V168H46L45 167ZM54 169V168H53ZM5 170H9V171H5ZM54 171H55V169H54ZM241 172H242V175H246V176H249L248 174H250L251 175V173H248L247 174V172H246V169H244V170H241ZM196 175L198 176L199 175V173H196ZM44 176V177H43ZM243 176V177H244ZM13 177H15L14 179H13ZM51 177V178H50ZM244 179H246V178H244ZM247 180V179H246ZM192 185V183H187V185H185L186 187H189V186H191ZM35 187H37V188H35ZM119 190V186H116L115 187V191H118ZM0 193H1V191H0ZM230 192H225L223 195L225 196H227V194H229ZM246 194V195H250L251 196V194H254L252 191L251 192H249V189L248 188H246L245 190H244V192L242 193V194ZM127 194V193H126ZM115 195L116 194H113V201L115 200ZM222 195V196H223ZM108 196V195H107ZM109 197V196H108ZM123 197V196H122ZM228 197V196H227ZM124 198H126V196H124ZM253 198V197H252ZM258 198H260V197H258ZM264 198V197H263ZM69 199L72 201V202H74L75 201V199L73 198V197H69ZM230 199V198H229ZM130 201H131V198H130V200L129 201H127V204L128 205H130V206H132L133 205V203L135 202V200H133L131 203H130ZM243 201H240V200H237V196L236 197H233V198H231L230 200H225V199H218L217 200V203H213V205L214 206H217L218 207V212L220 211V214H222V219H220V221L217 223V225H218V236L217 237H220L222 240H223V242H227L228 240H230V238H231V236H230V229L229 230H226V229H224L222 226H224L223 224H226L227 225V223H228V221H230L229 219H231V221L230 222H232L233 223V226L235 225V223H246L244 226H243V228H244V234H245V232H247L248 234H246V235H242L238 240L240 241H242V244L243 245H241V248L240 247H238L237 245H235L234 247H233V250L234 251H236L235 250V247H237V248H239L240 250H242V248H243V252H245V256H250L251 258H254V257H258L259 259L258 260H255V259H253V264H254V262L255 263H257V264H264V217L263 218H259V216H262V215H264V206H259V207H257L256 209H255V207L256 206H252V207H250V209H246L245 211H242V213L240 212V210H238V213H239V215H238V213L236 212L237 210H236V208L234 207V205L235 204H239V203H242ZM130 203V204H129ZM219 203V204H218ZM119 204H123V203H119ZM150 204H153V202H151ZM156 204H153V206H155ZM182 206H184V207H188L189 208V206L187 205V204H182ZM213 206V207H214ZM223 206V207H222ZM48 207V205H46V208ZM158 207L159 206H157V209H158ZM174 208V207H173ZM41 209H42V207H41ZM39 207L37 208V212H32L30 215H28V216H26V218L23 220V222H25V221H27L29 218H35V219H37V218H39V216H38V213H39V211L41 210ZM143 209H145V210H147V209H149L148 208V206H146V207H144ZM159 209H161V207H159ZM174 210V212H175V214L177 213V210H176V208H174L173 209ZM223 210H225V211H223ZM227 210H229L230 212V217H229V214H228V212H227ZM236 210V211H235ZM259 210H262L261 211V213L259 214ZM155 211H157V210H155ZM161 211H163V210H161ZM160 212V211H159ZM225 212H227V213H225ZM147 213H149V212H146L145 213V215H148ZM189 217H191V215H189V212H187L186 213ZM65 215H67V214H65ZM64 215V216H65ZM232 215V216H231ZM245 216V217H247V220H245V219H243L244 217H242V216ZM63 216V217H64ZM119 217V216H118ZM145 218V220L146 219H148L149 218V215L148 216H145L144 217ZM171 218V217H170ZM211 218H212V215H211ZM64 219V218H63ZM120 219L121 218H118V220L119 221H117L116 222V227H117V233L118 232H124L123 230H124V228H123V230L120 228ZM173 220H172V224H173V221L174 222H176V225H177V223L178 224H180L181 223V215L179 214V215H177L176 217H173L172 218ZM215 219L218 221L219 220V218L218 217H215ZM17 221H20V220H17ZM28 221H32V219H29ZM139 221L141 222V220H139L138 218H137V220L135 221V223H133V224H131V225H129V226H136V225H139ZM60 222H62V220H61V218H60V220H58L57 221V224L58 223H60ZM68 224H69V227H67V225L65 224L64 226H63V229H55V228H52V229H50V231H49V235L51 236V238H54V239H57V236L58 237H62L63 235L65 236V235H69L68 237H66L69 241H70V244H71V242H77V245H75V246H70V245H67V246H63V251L62 252H57L58 251V246L59 245H65V243H62L61 241H59L58 243H55L56 241L55 240H48L47 242V247H46V252L48 251V253H49V255H43V253H42V245H43V242L40 244V247L38 246V245H36L35 243H33V244H26L27 245V247H28V245H30V248H29V250L28 251H25L26 250V247L25 248H21V250L20 249H18V252L19 253H22V254H24V255H26L27 253H29L30 254V256H31V260H26V259H22V257H20V258H17V257H15V255H9L10 253H5V252H3L1 249H0V259L1 260H3L4 262H2L1 260V262L3 263V264H57V263H59V261H60V263L61 264H66V263H68L69 264V258L70 257H76L75 256V252L76 251H78V250H80V251H82V252H84L83 251V247L85 246V245H90V240H92V242H94V241H96L95 242V246L97 245V243H99L98 245H100V246H103V244H101V243H103V242H106V243H108L109 245H108V248H106V251L105 250H102V252H103V256H104V261H103V258H102V255H98V254H96V253H87V255H86V257L85 258H79L80 260H82V261H84V262H86V263H89L91 260H93V261H95V262H97L96 260H98V262H97V264H99V262L101 261L102 263L101 264H105L106 263V261L109 259L110 260V258L107 256L108 254H107V252L109 251V246H110V248H117L116 247V244H115V242H110V241H105L106 239H107V232L108 231H105L104 233L106 234L105 235V237H104V239H102V232H100V233H98V234H96L95 236H93V229L91 230V231H89V234L90 235H92L91 237H89L85 242H82V241H80V240H78V238L81 236V232H82V235L85 233V231L84 230H82V228H77L76 226H75V222H74V220H70L69 222H67ZM182 223H185L184 221L182 222ZM181 223V224H182ZM254 223H255V225H254ZM214 224V223H213ZM8 225V224H7ZM123 225H125V224H122L121 226H123ZM60 226V225H59ZM213 226V225H212ZM216 226V225H215ZM258 226H260L261 228H257ZM18 228H20V224L18 225V226H16V228H15V230H14V232L18 229ZM24 228H28L29 230H30V226L28 225V224H24L23 223V225H21V229H24ZM143 227H140V228H138L135 232H136V234H133V231H132V229L133 228H128V230H126L127 231V234L129 235V237H128V240L129 241H133L134 240V236H132V235H142L143 237H144V239H145V241H146V243L147 244H151V243H156V242H158L157 241V239H160L161 237H163V235H166L167 237H165L167 240H169L170 238H172L173 236V233H169V234H166V232L164 231V230H161V225H158V229H156L155 231H157L158 230V232H157V234H156V238L155 239H152V238H149V237H153V235H154V230L152 231L151 229H152V226L151 225H148V226H146V227H144L145 228V231H146V233L145 234H143L144 233V230L142 229ZM0 229H2V228H0ZM101 230V229H100ZM107 230H109V226L107 227ZM147 230H149V233H148V231ZM224 230V231H223ZM59 231V232H58ZM99 232V231H98ZM20 233V232H19ZM19 233L18 232H15L14 234H13V237L12 238H8V234L7 235H3V234H0V246L2 247V249L3 250H15L16 248H18V242L21 240L20 238H18V240H16L15 238H16V235H19ZM39 233V232H38ZM95 233H97V231L95 232ZM159 233H161V234H159ZM183 232L180 230V233L179 234H182ZM188 233V231L186 232V234ZM123 234H126V232L125 233H123ZM23 235V237H26L27 239H34V238H38V236H39V234H35V230L34 231H28V232H24V234H22ZM169 235V236H168ZM102 239V240H101ZM149 239V240H148ZM231 241V240H230ZM232 242V241H231ZM161 244V242L159 243V245ZM84 245V246H83ZM168 245V244H167ZM184 245H187V246H184ZM184 245H181V247H179L178 249H182V252H184V251H187V254H185V255H180L179 257L177 256V253L178 252H175V254H174V258H173V260H171V259H169V258H167L166 256H161V253L158 255H156V256H154L153 257V259H152V261L151 262H149V264L150 263H152V264H191V262H193V259H195V252H193L192 250H191V248L189 247V245H188V243H186V241H185V243H184ZM168 246H170V243H169V245ZM121 247H124V245L122 244V245H120V247L119 248H121ZM98 248H99V246H98ZM129 248V249H128ZM128 248H126V251L128 252V253H130V257L126 260V261H124V262H118V261H115V260H111L112 262H114L115 264H137V263H139V261L140 260H144L147 256H149L150 254H152V253H154L156 250H157V246H155L154 248H152V251L150 252V253H145V252H147V251H142V250H136V251H138V252H136V251H134V250H132L133 249V247L131 246V247H128ZM22 249H24V250H22ZM52 249L53 251H50V250ZM184 249V250H183ZM34 250V255L36 254V252H37V257H35V258H33L32 257V252L31 251H33ZM181 252V253H182ZM55 253V254H54ZM77 258V257H76ZM217 259V257L215 258V260ZM238 261H244L242 258H238L237 259ZM0 262V264H2ZM46 262V263H45ZM78 264H82V263H78ZM195 264H201V262L200 261H198V262H195Z\"/></svg>", "mask_w": 264, "mask_h": 264}]
</instances>
